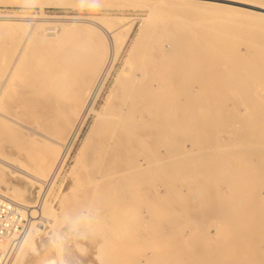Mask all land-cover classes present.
<instances>
[{
  "label": "rangeland",
  "instance_id": "1",
  "mask_svg": "<svg viewBox=\"0 0 264 264\" xmlns=\"http://www.w3.org/2000/svg\"><path fill=\"white\" fill-rule=\"evenodd\" d=\"M175 1L179 4H181L183 8H181V6H179V4L176 5L177 8L175 7V9L172 7L171 8L169 7L170 5H174V4H167V5H169L167 7L165 4H164L165 6H162L161 4H159L161 6H155L154 7V9L157 7H160L157 9H158V11L160 10L162 12L160 14L158 12L155 13L156 11L154 12L156 14L155 17H157L159 19V21L158 22L155 21V23H161V25L168 24V23H175L177 25L178 24H184V26L179 25L180 26L179 28L183 29L184 31L186 30V31L191 32V31H194L195 27L189 26V24L196 23L195 20L198 19V17L200 16L198 14L200 10H201L200 14L202 13L201 16L203 18V15L205 13L208 16V10H210V8L212 9L210 11H214V13H216V9L218 8L217 14L219 13L220 16H222V13H224L223 15L225 18L228 16L227 20L225 18L224 19L220 18L222 21H220L219 24L221 25L223 20L225 21V24L227 23L226 21H228V23L230 22V26L228 24H226V25L224 24L222 26L224 28L226 26L228 28V29L227 28L226 29L229 32L231 30H234V31H231V33L234 32V34L232 33V36H236L237 32H238V34H237V37H234V38L229 37V39H228L229 42L227 41V39H222V43H223L222 47H224V48L226 47V48L225 49L221 48V49H223L221 56H219V55L216 56V54H219L220 51L218 53L213 51V44H212L213 42L210 39H209V41H211L210 45H208V46L203 45V44H202V46H201V44L199 45L200 47L203 48L202 52H199L197 50H193L194 45H192V43H190V42H187L185 44V47L188 49L187 55L189 56V58L185 60V63L187 65L191 66V64L196 63L197 58L200 57L201 62H203V64L206 65L205 67H207L209 65V67H207V68H209V71H212L211 73H215V71H216L215 68L218 69L215 74L219 73V75H218L219 77L218 76L214 77L215 75H213L211 73L207 74L206 71H208V69L206 68L207 69L206 70L205 67L203 66L204 69L200 68L199 71H197L195 69L193 70V72L194 71H197V73L199 72L198 76H197V73L195 75V72H194V74H187L184 76L183 80L179 81V83H177V84H175L172 81H170V83H167V84L165 83L164 88L168 91L167 93H169V95H171L172 99H175V100L177 99L176 98L177 94H176L175 89H178L177 87H180V86L192 87L194 89V94H196L198 92L196 95L197 100L199 99V97H201V94H202V97H201L202 100H201V98H200V100H201V103H203V105L200 104V100H199V102L194 101V100H196V97L193 100V105L197 109H198V107H200V109H201V110L199 109L200 114H201V111L203 110V114L205 113L204 115L202 114L203 118L205 115H208L210 112L211 113L214 112L213 108H216L217 99H219L218 102L220 104H218L219 106H217V108L218 107L219 108L215 109V111H216L215 116L216 117L217 116H218V118H219V116L221 117L222 111L224 114L225 110H226V113H225L226 115H229L230 113L233 114L231 111L234 112V110H231V109H233V107H235L236 108L235 113L237 114V112H239L238 113L239 116L237 115V118H239L238 120L241 119V120H243L242 123L245 122L244 118L248 119V117L249 118L251 117V116H248L249 114L255 115V113L251 114L248 112L249 107L247 108L246 105L248 103L247 99H253V102L257 100L256 98H253V96L256 97L255 92H256L257 88L259 89V91L257 90L259 93H260V89H261V94H262V96H261L257 92L258 93L257 98L259 96H261L262 101L264 102V100H263V98H264V92H263L264 91V83H263L264 74H263V72L264 71L262 72V70H261V72H260V70H258L260 73H262L260 77L263 78L262 81H260L259 75L257 76L258 71L256 73V70H255V72L254 73L252 72L251 75H249L251 73V71L248 72L249 74L247 73L246 70L242 71L243 69H247L248 65H246L247 68L243 67L245 65L242 66L243 68L241 69V72H242L243 76L241 75V72H239V74H237L238 71L236 72V70L238 68H240L242 63L245 64V62H243V60H246V57L243 55V60H242V56H240L242 53L245 54V51H246L244 48V47H246V45L244 43H247V42H245L247 35H245V34L248 33L249 35L253 36V38L255 37L254 35L256 34V39H258V40H256L257 41L256 43L258 44V41H260L259 44H261L262 40L264 43V39H263V36H264V34H263L264 30L263 29L264 28H262L264 23L262 22L263 25H261L257 21V24L259 26L257 24L255 25L254 22L256 23V20H260V19L255 20V19H252V17H250L251 21L253 20L254 22L253 23L251 22V24H249L250 18L247 17L248 21H249V23H248L247 18L246 19L241 18L242 15L244 17V14L240 15L237 12L238 13V15H237V13H235L236 11L234 8H233L234 11L232 12L230 10L232 8H229V7L226 8L225 7L227 10L224 9L225 12L224 11L222 12L221 9H223V8H220V6L219 7L215 6L216 9H214L213 8L214 6L210 7V5L207 4L208 5V7H207V5L204 4L205 5L204 6L202 2H201L202 4H200V3L198 4L197 0H194V1L193 0H175ZM235 1L246 2V0H235ZM262 1H264V0H257V1L255 0V2H260V3ZM55 2H56L55 0H46V1H44V0H0V16L4 15V14H5V16L6 15L12 16V14H13V16L15 14H16L15 16H20V15L76 16V17H78V18L80 17L82 19H85V18L90 17V16H105V17H113L116 20H118V18H120V20L122 19L123 21H125V20H128L129 22L132 21L131 34L128 37L127 42L124 44L123 48L121 49L119 55L117 56V58L115 59V61L113 62V64L111 65V67L108 69L107 72H105V67L107 66L108 62L111 60V53H106V55H105L106 62H105L104 68L102 69V71L99 75L100 78H98V81H99V79H101L103 77V75L105 73L106 74L105 75V83H104V87L101 91L99 103L105 104V102H102V101H103L104 96L108 92V93H110V95L108 97L109 100L107 102L108 114L113 115L116 113V111H114V109H112L115 106H126V108H127L126 111L121 115L124 117V119L129 120L130 122L133 123L132 132L134 135V139H133L130 151L127 153L126 151L123 150V146H124L123 141L117 140L116 145H113V146L109 145V141L114 138L113 134L110 132V130L106 131L103 128H100L101 126H99L90 134V138L88 140L84 141V144L82 145V147H80L81 142H82L90 124L92 123V120H93L92 114L88 115V117L85 120L82 128L80 129L76 139L71 143V145H70L71 147L69 146V149H68L66 144H64L65 146L53 144L52 147H50V148H52V150H51L50 148L46 147L45 143L38 142L40 140V138L42 137V136L38 135V133L37 134L35 133L33 135L34 138L32 136H26V135L21 134V132L18 131L19 129L12 131L11 134H13V135H11L10 132L9 133L5 132V133L1 134L0 135V155L1 156L6 157L9 155L8 157H13V158H15L14 156H17V158L19 157L20 160H23V163L24 162L26 163V161L28 160L27 161L28 163H26L28 165L30 164L29 159H31L30 161H32L33 164L31 163L30 165H32V167H33V165L36 166V164L39 162V159L42 157L44 158L45 156L47 157L49 155L50 160L53 158V160H51V162L53 161V166H52L53 168H51V170H50L51 173H49V175L51 176V174L54 171L56 176L54 175L55 178L53 179V184H51V186L49 187V189H47V191L44 190L45 188L43 186H42L43 190L41 189L42 191H40V189H39L40 186L37 183L36 184L35 183L30 184L26 181H22V180L18 181L16 178H12V180L15 179L13 181L15 183H17L19 186L22 185V186H20L22 188V193L24 195L23 201L20 200V201H22V203L25 201L24 202L25 204H31V205L36 204V206H38L40 203L39 201H41L40 199H42L44 194L46 196V200L51 203V207H52L53 211H51L48 214V216L51 219H53L54 224L50 225V224L42 222V221L36 222V227H32L30 230L31 237L35 239L38 236H40V233L42 232L41 235L45 236V238L47 237L46 239L49 241V243L53 242V243H51V245H53L55 247L56 246L61 247V248H59V249H61V253L59 252V255L57 258V264H100V261L97 258L96 254L103 253L104 251H105L104 253H107L106 258H108V260H114V258H116V259H119L120 261H122V262H120V264L121 263L124 264L123 260H125V259L128 260L127 262L125 261V264H127L129 262H133L135 260L136 261L131 263V264H144L146 262H149V264H156L159 262V260H160V264L161 263L163 264V262L168 263V261L170 262V260L172 263L173 262L172 257L174 259L179 258L178 261L177 260L175 261V263L176 262L178 263L180 261V258H181V260H183V259L185 260L188 258V257L186 258V256H188V255L192 256L191 260H194L193 258L197 259L198 257L203 259L202 255L204 253L206 254L207 250H209V249L206 250L205 247H204V249L206 251L203 250L202 246H204V245H207L208 248H210L211 253L209 255H207L209 252L208 251L206 254L207 256L212 257V255H213V257L215 258V254L218 253L219 256H217V257H219L218 258L219 260L218 259H215V260L213 259V260L215 262L218 261L219 264L225 263L224 262L225 261L224 255L227 256L228 251H230V250L223 251V252L218 250L216 252V250L214 248V246L217 245V244H215L216 238L220 237L216 234V231L222 232V228H225L226 224H227V222H225L222 217L217 216V214L215 213V210L217 209V207H219L218 205L221 204L220 200L225 201L224 203L222 202L223 205L226 202L229 203V204L226 203L225 204L226 206H230L233 204L234 208L232 206L233 209L232 208L230 209V207H229L228 210H230V211L232 210V212L234 211L237 214L239 213L238 210H240V207H242L241 208L242 210H240V213L238 214L239 216L236 213H234V216H235V214L237 215V216H235L236 217V224L239 222L240 223L238 225L235 224V226L238 229L234 226L232 231L234 233H238V234L239 233L245 234V232L255 234L254 232L257 231L256 230L257 228L252 229V227H256V226H258V224H260L257 222L259 220V219L257 220V217L259 218V216H260L258 211H260V209H262V208L264 210V205H262V207H259V206H261V204L256 203L259 200H261L260 198H262V197H259V195L260 194H261L260 196L264 195L263 185L260 187V189L258 186V184H260V183L262 184V182L259 181L261 179V177H258L260 179L257 178L258 181L257 180L254 181V179H256L255 178L256 174H254L255 177H254V175L253 176L251 175L252 170L256 171L254 173H257L258 174L257 176L263 174V172H264V171L263 172L261 171L263 169V166L260 167V165H259L262 163L264 164V162H263L264 158H263L262 163H261V158H262L261 156H264V154H263L264 153V150H263L264 149V147H263L264 146V142H263L264 139L262 138L263 139L262 141L258 140L259 136H262L263 134L261 135V133H264V131L260 128V126H258V125H260V123H261L260 120L262 121V119L259 120L257 111H256V114H257V118L259 120V122H258L259 124L256 125L257 128L255 129V132L250 130V129L248 130V127H246L248 131L244 130V129L242 130V128L244 127L243 126L244 124H245V126L247 124H248V126H250L249 125L250 123H248L250 121H248V120L246 121L247 124L244 123L242 125L241 122L238 123L237 119H235L236 117L233 118L232 116H229V117L233 118V120H231V118H229L227 120L225 118L226 115H224V118L221 119L222 121H223V119H226L227 121H234V119H235V121L232 124L235 125L234 124L235 122L240 124L242 126V128H240L239 130H242V134L244 131H246L245 132L246 135H247V132H249V133L254 132V137L257 139V142H255L256 140L253 137V134H251V136H249L250 134H248L247 136H249L250 138H253L254 141L252 140L253 142L252 141L249 142L248 140H250V138L245 136V137H247V141L245 142V140L241 141L242 138H244V139H246V138L242 137L240 135V133L238 131L239 127L237 128V131H238V132L236 131L237 133L236 132L233 133L232 132L233 130L231 131V134L233 133L232 135L229 133L230 130L228 131V129H230L233 125L228 124L229 127L226 126L228 129L222 130V129H219V126H221V125L225 126V124L224 123L219 124L218 127L216 126L218 128V129L216 128L217 130L215 131V132H217V134L213 132L215 128L212 129V131H211V126L207 127L209 129L204 127V128H206V130L212 132V133H210V132L208 133L205 129H200V128L196 127L195 123H194L195 126L192 125L193 119L196 118V116H194L195 110L192 111V108H188L186 110H183L184 112L182 111V113H184L185 115L183 114L182 117L179 114H177L179 111H181V109H182L181 107H180L181 109L171 108V111L173 113L174 112H177V113L174 115H171V116H165L164 114H161V110L158 107H146L140 102H131L133 94H130L129 96H127L128 95V88L131 86V84H132V82L136 76L135 75L136 72L141 73L144 70L149 72V67H150L151 62L154 64V67H157V68L161 63H163V64H167V63L174 64L175 63V60H169L167 58H165L163 60L151 58V56H159L160 53L156 51L154 54H152L150 56V51H149L150 47L151 48L160 47V46L164 47L162 40L166 39L164 34L159 33V32H154L151 35H146V36L141 37L139 39L138 44L136 45V47L134 48V51L130 54L129 59H128V63L131 65L130 71H128V73L125 74L126 76H124V79H122L120 81H116V82L114 81V85H113V79H114L116 73L121 69V67L123 65V61L127 55V51H128L130 42H131L132 38L134 37V35H136V33L138 32L137 30H138V26H139L138 24H140V18L145 17L146 14L151 13V11L149 10V6L147 7L148 4L145 3L144 4L145 6H141V5H139L140 3H136V2H133L132 4H130L131 2H129L127 0H126L127 3L125 2V0H123V1L122 0H77L76 2L67 3V4L66 3H63V4L60 3L59 4V3H57V2L55 3ZM24 3L32 5V7L23 9L22 5ZM221 3H225V2H221ZM227 3H229V2H227ZM136 4H138V5H136ZM231 4L233 6H238L237 4H234V3H231ZM185 6H187V7H185ZM161 7L163 9H161ZM195 8L198 9V12H196L197 10H195ZM219 8H220V10H219ZM202 10H204V11L207 10V11L203 14ZM228 10H230L233 14L231 12H229ZM226 13L227 14L231 13V16H234L232 22H234V20H235L236 21L235 25H234V23H231L232 19H230L231 17H229V15H227ZM157 14H159V15H157ZM206 14L204 15L205 17H206ZM235 14H236V16H235ZM197 15H199V16L197 17ZM211 15L213 16V18H214L213 20H215V21H213L212 19H209L207 22L208 23L214 22V23L218 24L219 21L217 22V20H219L220 16H218V18H217V16L213 13H211ZM211 15H209V16H211ZM237 16H240V19ZM155 17L153 18V16H152L151 21L154 22V20H157V18L155 19ZM169 17L173 18V19L172 20H166ZM245 17H246V14H245ZM160 19H162V20L160 21ZM200 19L201 18H199V21H200ZM206 19H207V17H206ZM240 20L242 22H240ZM244 20H245V22H244ZM33 21L34 20H30V22H33ZM261 21H263V19H261L259 22H261ZM28 22H29V20H28ZM47 22H51V21H47ZM47 22H45V23H47ZM153 22H151V23H153ZM202 23H206V22L203 21ZM214 23H212L211 25H215ZM240 23H242V24H240ZM244 23H246L247 26ZM175 26L176 25H174L173 28ZM253 26H256L255 30H254L255 27L253 28ZM257 27H260V29H258ZM169 28H171V27L159 26V27H156L155 29H158V30H164L165 29L166 30ZM243 29L245 30L244 33H243ZM259 30H262V37H260L261 31H259ZM235 31H236V33H235ZM6 32H7V34H6ZM15 32L16 33L14 34V32H13V35H12L10 32H8L4 29H3V31L0 30V54L1 55H3L2 54L3 52H1V49H2V51L4 50V56L9 57L15 51H17L16 50L17 47L19 48L20 44L18 42L22 38V33H21L22 31H15ZM204 32H206V31H204ZM257 32L260 33L259 36H258ZM8 33H10L11 36ZM209 34H210V32H209ZM15 35L18 38L15 39L14 38V37H16ZM242 35H243V37L245 36L244 37L245 40L244 41L242 40L243 43H240L241 41L239 43L236 42V41L240 40L241 38L243 39ZM238 36H241V37H238ZM247 38H249V36ZM253 38L251 39V41H253ZM94 39H95V37H94ZM232 39H233L234 43H237L235 48H234L235 44L233 45L232 44L233 41L231 42ZM247 40L249 41L250 39H247ZM31 41L32 40H30L29 42H31ZM34 41H36V42H34ZM4 42H5V44H4ZM254 42H255V38H254ZM33 43H31L32 44L31 46H30V43H27L28 45H26V47H25L26 50L24 49V51H23L24 53L21 54L22 58H20V59H21L22 64L20 63L21 66L19 65L18 68H20V70L22 71V74H21V72H18V73L16 72L17 75H15V76H17V77L14 79L15 83L10 87V89H8V91H9V92H7L8 95L6 94L1 101L0 106H3V107L5 106L4 108L0 107L1 112L3 110V112L5 111L4 112L5 114H7V115L9 114L10 116L15 117L16 119L18 118L17 120L21 121L22 123H27V125L34 124L33 126H35V129H37L38 132L41 131L42 134L44 132L49 137H53L55 139L61 140L62 142H65V141L67 142L70 124L65 123L64 121L66 120V118H71L73 120L76 117L75 116L76 113L73 114L72 116L69 114V108H71L72 96L77 93L76 91H78V89H76V88H78V86H81V82L83 81V78L85 75L86 63L90 59V54H89V52H87L85 44L79 43V38H77V37L74 39H68L67 43L65 44V46L68 47V49L66 50V53L62 54V52L61 53L59 52L56 56L53 55V53H54V52H52L53 50L51 51L49 49L50 51H47V47L45 48L36 39H33ZM230 43H231V45H230ZM2 44H3V46H2ZM238 44H240V45L243 44L244 46L243 45L238 46ZM257 44L251 43V46H250V44H248L249 49H247V50L249 53H248V55H246L247 57L249 56V54L252 51L253 52L251 54H253L255 52L252 49L253 48L252 45L255 47L256 52L259 48H262V46H263L262 44H261L262 46L258 44V47H257ZM74 45H79V47L77 48V51L70 50V48ZM229 46H230V48L233 47V49H234V50H232V52L234 51V55H231L232 59L229 57L230 54H232V53H230L229 56L227 54L225 55V52H228L226 49L227 48H228V50L230 49ZM31 47H32V49H31ZM6 48H7L8 52L6 51ZM263 49H264V46H263ZM263 49H260V50H263ZM236 51H238V52L236 53ZM50 52L54 56L52 60H51L52 57L50 58V56H51ZM213 52H214V54H213ZM223 52H224V54H223ZM235 53H236L237 57H236ZM238 53H239V55H238ZM1 55H0V57H1ZM214 55L218 58L225 56V58H223L225 60L228 57L230 60L227 62H230L231 60L234 61V58L232 56H235L237 58V60L241 59V60H238L241 62L240 64L237 63L238 61L236 62V60H235V62L239 65H237V64L235 65L238 68L234 66L235 68H237L235 71H233L234 76L239 75V77H240V75H241L240 78L242 80H245L246 78H248V75H249V77L251 76L252 78H254V76L258 77V79H259L258 81L260 82L259 84L261 86L259 85L257 87V85H255L257 83H255L252 78H251V82L253 81L254 85L252 83L251 84L254 87L256 86V88H250L249 86L251 84L248 86L250 90L254 89L253 90L254 92L251 91L252 93H254V95L252 94L251 95L252 97L251 96L245 97V94H241V98L242 97L247 98L246 103H245L244 99H243L244 102L243 101L240 102V98L238 96L239 93L241 91H243V90H239L242 87L241 85H243V87L246 86V85H244V82L239 83L240 88H239V86H237V84H235L237 87L234 84H232V86L234 85L233 87L232 86L228 87L230 85H227L228 84L227 83L228 82L227 76H229V78H231L230 77V74H231L230 71H232V70H229V72H230V73L228 72L229 75L226 74L227 71H225V70L226 69L228 70L227 67L232 68V66L235 64V62H231V64L226 63L227 66L224 65L225 63L222 62L224 66L221 65V66L217 67L221 63L220 61H222L223 59L220 58L219 59L220 63H217L218 58H215ZM255 55H256V58H258L255 60L256 65L257 64H258V66H259V64L264 65V62L262 60H260L259 57H257V56H261L262 54L260 55V54H255V53H254L252 58H250V56H249V58H247L246 63H249L248 59H251V60L254 59ZM263 59H264V57H263ZM251 60H250V62L252 63ZM255 62H253L254 66H256ZM46 63H49V66L46 65ZM44 64H45V67H44ZM251 65L252 64L249 65V68ZM254 66H253V69H255L257 67V66L256 67H254ZM20 70L17 69V71H20ZM187 71L191 72V68L189 67V70H187ZM224 71H225L226 77H225V74H223V76L220 75ZM202 72L203 73L206 72L205 74L209 75V77H211L213 75V78H210V80H209L207 77V79L209 80L208 81L206 79V77L204 76L205 74H203V76H201ZM234 72H236V73L234 74ZM243 72H246L245 73V75L247 74L246 78H244ZM166 73H167V70H164V72H163L164 78H167L166 77L167 75H165ZM220 76H221V79H223V77H225L226 78L225 81H227V82H225L224 80H222L223 82H221ZM199 77H200V81L198 80ZM217 77L219 79H217ZM256 77L254 79L257 80ZM38 78H40L39 80H41V79L42 80L38 81ZM59 78L61 81L62 80L63 81L62 82L59 81ZM32 79H34V80H32ZM93 79H94V77H93ZM93 79L90 81V83H92ZM215 79H217V81ZM148 80H149V74L145 76V80H144L145 86L148 84ZM206 80H207V83L210 82L208 85H205ZM235 80H236V78H235ZM238 80H240V79L238 78ZM247 80H249V78ZM30 81H31V83H30ZM47 81H49V82L47 83ZM56 82H57V84H56ZM249 82H250V80H249ZM90 83H89V85H90ZM221 83L223 84L224 88L226 87L225 89L223 87H221V88H223L222 92H224V93H222L221 91H218L220 89V86L222 85ZM41 84H42V86H41ZM98 84H99V82H97L95 84L96 86H94L93 91H95L94 89L97 87ZM39 85L42 87V89L40 87L38 88ZM112 85H113L112 89L116 87L115 88L116 91L113 94H111V92L109 90ZM82 86H83V84H82ZM216 88H218V89H216ZM55 89H57V90H55ZM237 89H238V91H237ZM224 90H226L229 93L233 92L232 94H234L236 92V94H234V95H237V94L238 95L235 97L234 100L231 99L232 100L231 101L229 99L230 96H232L231 93L229 96V93L227 94L226 91H224ZM231 90H233V91H231ZM234 90H235V92H234ZM244 90H245V88H244ZM246 90H247V88H246ZM246 90L243 92L244 93L246 92V95H248V92L250 90L249 91L248 90L246 91ZM34 92H36V93H34ZM56 92H57V95H56ZM217 92H219V93L221 92L220 95ZM199 93H201L200 96L198 95ZM16 94H17V96H16ZM225 94H226V96H225ZM91 95H93V94H91ZM206 95H207V97H206ZM126 96L129 99L125 100ZM183 96H182V103L187 101V100H185L183 102V100H184ZM209 96L214 100L216 99L215 100L216 102L214 101L216 106H214V103L212 102L211 98H209ZM213 96H216V98L215 97L213 98ZM227 96H228V98H227ZM203 97L209 98L208 100L209 101L211 100L210 102L212 103L213 106L211 105L212 106L211 107L209 105L210 107H207L208 104H207V102L205 103L206 100ZM261 97H259V98H261ZM232 98H234V97H232ZM175 100H173L172 103L181 104V102L178 99H177V101H175ZM17 101H19V103ZM250 101H251V103L249 105H252V107L250 109L254 110L253 112H255L254 106L252 104V100H250ZM262 101H259V100L257 101L258 103H261L260 104L261 107H259L260 105L258 106L259 107V109H258L259 115H260V110H262V112L264 113L263 109H261V108H264L263 107L264 103L262 106ZM230 102H231V105L234 104L232 107L230 105ZM195 103L196 104L199 103L200 106H198L199 104L196 105ZM240 103H241V105L245 104V106H241ZM258 103H257V105H258ZM221 104H222V107L225 105L223 107L224 110L221 109V107H220ZM201 105L204 106V108H202ZM226 105H228V106H226ZM254 105H256V103ZM19 107H20V109H19ZM26 107L28 108V110ZM227 107H229V109L231 107V109L228 110V109H226ZM243 107H246V108H243ZM257 108H256V110H257ZM23 109L25 110L26 113L24 112ZM245 109H246V112L245 111L242 112V110H245ZM247 109H248V111H247ZM7 110L8 111L10 110V111L8 112ZM19 111H21V112H19ZM229 111H230V113H229ZM192 112L194 114H192ZM262 112H261L262 115L260 117L264 119V115ZM23 113H25L24 118H22L24 116ZM227 113H229V114H227ZM241 113H242V115L246 114L248 117H246V116L242 117V115H241V117L243 119L240 118ZM196 114H197V112H196ZM198 114H199V111H198ZM33 116H34V118H33ZM208 116L205 118H208ZM255 116H252V118H254ZM140 117H143L142 121H144L146 123V127H147V135H146V138L143 140L140 138V136H141L140 128L142 126L141 125L142 121L139 119ZM211 117L213 118V121H211V123H213V125H212V128H213V127H215L214 126V123H215L214 120L218 119V118L215 117V119H214V115H211ZM222 117H223V115H222ZM203 118H201V115H200L199 119L201 120ZM209 118H208V120H209ZM227 118H228V116H227ZM109 119H110V117L106 118V120H109ZM208 120H205V121L208 122ZM221 120H219V121H221ZM251 120L253 121V119H251ZM254 123L255 124L257 123V120L255 122V118H254V122H251V125H252L251 128H253L255 126ZM38 124H39V126H38ZM253 124H254V126H253ZM175 126L176 127L182 126L180 128V130H181L180 133L174 132L173 129L175 128ZM192 126H194L193 129H195V130H193V131L189 130V133H188V128H191ZM222 126H221V128H222ZM236 126H238V125L236 124ZM183 127H185V129H186V130H184V134L182 133ZM258 127L261 129L260 131H258L259 130ZM197 128L199 130H202L200 132V134H198L199 131L197 132V130H196ZM23 130L26 131V129H23ZM218 130L220 131L219 133L221 136L219 135ZM225 132L229 133L230 137ZM258 132H260V134ZM235 133H236V135L234 136ZM238 133L242 138L239 136L240 138L238 137L236 139H233V141H232L231 139L235 138L238 135ZM245 133L243 135H245ZM45 134L43 136H45ZM183 135H185V138H187V140H185V138L182 137ZM198 135L200 136V140H199ZM214 135L221 137L223 140V141H221V143H218V144H220L218 149L215 146L217 144L216 143L217 141L215 142L216 143L215 145H214L213 141H212L213 144L211 142L206 143L207 140L210 141L211 139H213L214 141L216 139L220 141L221 138L219 139V138H217V136L215 138ZM10 136L16 137V139L14 140ZM37 136H39L40 138ZM196 136H198V137H196ZM208 137H210V138L213 137V138H211L209 140ZM263 137H264V135H263ZM189 138L191 141H194V143L188 141ZM195 138H196V140H195ZM201 138H202V140H201ZM227 138H229V139L227 140ZM41 140H43V139L41 138ZM184 140L186 142H184ZM234 140H237V142H240V143L242 142L241 144H243V145L245 144L244 147H246L247 143H249V144L251 143L253 145V148H254L253 150H255V152L250 149L251 148L250 146L243 148V145H242V147H239L241 144L240 145L238 144L239 146L237 145L238 146L237 148L238 149L240 148L239 150L233 149L236 147V144L235 145L233 144L232 146H229V145H231L232 142H235ZM44 141L46 142L45 139H44ZM200 141H201L202 146L201 147L199 146V147L201 149H202V147H203V149H205L206 145L208 144L209 147L208 146L207 147L209 149L206 147V150H210V149L212 150L211 154H210V151L208 152L209 155L207 154V151L204 150V151H206V155L208 157H210V155L213 156L220 148H222V150H224V152H222V150L220 149L221 151L219 150V152H222L221 153L222 156L219 155V157L224 158L227 153L225 152V149H224L225 146L222 147V144L223 145L225 144L226 146L228 145V149H227V147H225L227 149L226 151L229 150L228 152H230V153L231 152L236 153L235 158H237V159H235L236 162L234 163V166H233V167H235L236 172L239 169V166L241 164L245 165V166H241V167H245V168H246V166L248 167V164H249L248 160H250V158H251V156H249V155L247 157L248 158L250 157V158L247 159L244 156L240 157V155H238V154H240V153H241V155L244 154L242 152L244 150H242V149H245V151H247V152L249 151V153H250V150L252 151V153H250V154H253L254 157H252L253 159L251 158V164H249V165L253 167L254 164L255 165L258 164L259 166L257 165L258 166L257 168L253 167L252 170H251L252 167L251 168L249 167L248 173L249 174L251 173L250 175H251V177H254V179L253 180L247 179L248 181L247 180H243V181H247V183H244V184L245 185L247 184L246 185L247 188L248 187L252 188L251 192H253V194L256 193V190L258 191V189H259L258 192H261V193H256V195L252 194L253 196H251L250 190L247 189V191H249L247 199H248V197L249 198L251 197V199L253 198L254 200H256L255 203L257 205L254 204L255 206L252 207L254 201L251 199H250V201H252V203L251 202L248 203L247 200H246L247 202L244 201L246 199L245 195L247 193V192H244L245 188H246L245 185H242L244 187L243 190H241V188H243V187H241V188L238 187V189H240V191L238 189H236L238 191L237 193L241 192V193L237 194L236 190L233 191L235 189L234 186H232L234 189L231 190L230 188H226L228 184H226L223 180L220 181L223 178L222 175H224V174H221V175L219 174L220 175L219 181L221 183H223V185H221L220 182H219V184H217V181L219 179V177H218L219 175L217 176L218 178L216 177L217 181L215 180V177H214L215 175L218 174L216 172V170L214 169V168H216L217 162H215V164H213L212 161L210 162V160H213V162H214V159H216V157L218 156V152L216 153L217 155L215 154L216 156H213L210 158L207 157L208 159H206V158H204V157H206L205 154H204V156H202V158H200L201 157L200 155L202 154V151L200 148H199L200 150L197 151V152H201V154H199V155L194 154L195 151H192L189 148V146L191 147V145H189L191 143V144H193V148L192 147L191 148L194 150L195 149L194 145L198 146V144H200ZM237 142H235V143H237ZM262 142H263V145H262L263 148H262V150H260V154H263V155L255 156L256 155L255 153H257V151L261 148L260 143H262ZM46 143H49V142H46ZM256 143H259L258 146L260 148L259 149L257 148L258 150L255 149V147L257 146ZM3 144H5V145L6 144H12V145L16 146V148H18L19 151H21V152H19L21 154L16 153L13 155L12 152L14 150H11V149H9V150L7 149V151H5ZM182 145H183V147H182ZM213 145H214V149H212ZM210 146H212V147H210ZM230 147H233L232 150L229 149ZM42 148H43V150H42ZM166 148H168V150H166ZM29 149H30V151H28ZM185 149L186 150L189 149V150L186 151ZM215 149H217V150H215ZM63 150H67L66 151L67 154H65V157H63L64 160H62L63 162L61 161V165H58V167L60 166L59 170L56 171L57 169H55V166H57V164H59L58 162L61 160L60 158H61L62 153L64 152ZM183 150H185V152L187 154ZM4 151L7 153V155L5 154ZM49 151H50V154H49ZM179 151H181V152H179ZM204 151H203V153H205ZM28 152H29L28 156H30V157L27 156ZM42 152H45V153H42ZM190 152H191V154H189ZM10 153H12V154L10 155ZM22 153H23V155L27 156V158H29V159L25 158V156H23ZM178 153L180 154V156H181V154H185V155H182L183 158L181 157L182 159L179 158V160L177 161V157H179ZM223 153L225 154V156ZM230 153L227 154V155H229V157L227 156L228 158L227 157L224 158V159H226V161L225 160L224 161L227 162L226 163L227 165L229 164L227 159H230L234 155V154H230ZM30 154L31 155L34 154L35 157H34V155L31 156ZM245 154H246V152H245ZM52 155H53V157H52ZM257 155H259V153ZM159 156H166V158L170 159V161L174 160L173 156H175L176 161L175 162L172 161V163L168 161L171 166L166 165L167 160H166V162L164 161L165 163L164 162L163 163H154V164L148 163L150 160H153L154 158L159 157ZM31 157H34V158H31ZM170 157L173 159L171 160ZM198 157L200 159H198ZM256 157H258V159ZM245 158H246V161H245ZM201 159H202V161H201ZM240 159H241V162H238V161H240ZM37 160H38V162H36ZM222 160L223 159H220V161H219V158L216 159V161H219L217 166L222 167L220 165V162ZM257 160H259V163L257 162ZM243 162H245V163H243ZM173 163H175V164H173ZM209 163H211V164H209ZM238 163H241V164L238 166ZM208 164H209V166H207ZM212 165H214L215 167L213 166L214 168H212L211 167ZM227 165L225 166V169H226ZM109 166H111L113 171H115V172L122 169V168H129L130 174L129 175L127 173H126V175L123 174L124 176L122 174L121 175L116 174L111 181H106V182L100 181L99 183L96 184V176L100 175V174L107 173L109 171V169H108ZM201 166H204V167H201ZM27 167L31 168L30 166H27ZM220 167L219 168L217 167V168L220 169ZM223 167L221 169H224ZM207 168L210 169V171L213 169L215 170V171L213 170V172L211 173L212 175L211 174L209 175L210 171ZM229 168L230 167L228 165V169ZM258 168L260 169V171ZM218 169H217V171L220 173H223L225 171V170H223V172H222V170L219 171ZM243 169L241 168L240 171H242ZM256 169H258V170H256ZM240 171H239V173H241V175L243 174L242 176L244 177L245 172L244 171L240 172ZM227 172H229V170L226 171V173ZM8 175L10 176L9 173H8ZM49 175H48V177H49ZM210 176H212L211 179L212 180L214 179L215 182L214 181L213 182L219 186L221 191L222 190L226 191V192L222 191L221 192L222 195H225V193H226L229 196L225 195V197L223 196L224 197L223 198L222 195L220 194L223 199L219 197L220 195L217 196V193L220 192V189L218 187H216V184L214 186H212L211 183H213V182H210L211 181V179H209ZM239 176H240V174H239ZM246 177H248L247 172H246ZM243 181H241V182H243ZM252 181L256 182V184L251 185V184H253ZM262 181H264V180H262ZM241 182L240 181H237L236 183L234 182L236 188L238 186L236 184L237 183L242 184ZM170 183H172L173 187L179 185L180 188L182 187V189H180L179 186H177L176 188H178L179 190L173 189V191H171L172 188L169 189L168 186H167L168 188L165 187L168 184L170 186ZM227 183H229V182H227ZM224 184H225V186H224ZM201 185H203V187ZM211 187H214L216 191L214 190V188H211ZM253 187H254V189H253ZM35 188H36V190H35ZM168 189H169V191H168ZM2 191H4L3 193H5V192L7 193V191H8V194H6V193L5 194L8 195L9 197H11V192L9 189L6 190V188L4 186H2ZM44 191H46V192H44ZM164 191L166 193L167 192H169V193L174 192L175 194L179 192L180 195L179 194L173 195V193H172V196H170L171 194L167 193L171 197L170 198L168 196L169 198H167V194L164 193ZM202 191H204L203 192L204 194L202 193ZM208 191H209V193H208ZM229 191L231 194H233L232 193V191H233L235 193L234 195L237 194L238 196L236 195L235 199H234L235 196L234 197L232 196L233 197L232 198L230 196L231 194L228 193ZM214 193L216 194L215 196H217L219 198V200H218V198H217V200L215 199L216 197H214V195H213ZM244 193H245V195H244ZM38 194H40V196ZM200 194H202L203 196H201ZM32 196H33V198H31ZM212 196H213V198H212ZM255 196H257V197H255ZM35 197H37V198H35ZM228 197H229L230 201L224 200L225 198L228 200ZM237 197H238V199H237ZM210 198H211V200H209ZM243 198H245V199H243ZM257 198H259V200ZM32 199L34 200V203H33ZM212 199H214L213 200L214 202L212 201ZM232 199H234V201ZM242 199H243V201H242ZM263 199H264V197L262 198V201H263ZM132 200H133V203H132ZM168 200H169V203H168ZM174 200H178L179 202L178 201L177 202L178 203L181 202V204H178ZM207 200H208V202H207ZM239 200L241 201L240 203H239ZM172 201L175 203H173ZM170 202H171V204H172L171 206L173 208L178 207V211H179V207H181V205L183 206L182 208L185 209V211L183 210V212H182V209H180V211H181L180 213L182 214L181 217L178 216V215H181L179 212L178 213L175 212V211H177L176 210L177 208L172 209V207L170 206ZM209 202L214 203V206H215L214 209L215 210L214 209H212V210H213V213L215 215H213V214H211L212 216L209 215L210 213H212V211L209 208V206H210ZM215 202H217L218 204ZM259 202H261V201H259ZM213 203H212V205H213ZM246 203L252 204V206L249 205L250 206V214L245 212V211H247L246 208L248 207V204H246ZM262 203H264V201ZM168 205L171 208H169ZM174 205H176V206H174ZM257 206L259 209L257 208ZM202 207H204L203 209H205V210L208 208V210H207L208 212L203 210ZM251 208H253V209L257 208V209L254 210V212H253V210ZM106 209H111L110 211H112L113 213L107 210L109 212L108 213L106 211ZM198 209L201 211L203 210L204 212H200ZM103 210L105 211L106 217H105V214L102 213ZM114 210L116 211V213L114 212ZM169 210H175V211H174V213L173 212L170 213ZM242 211L244 214L241 213ZM255 211H257L258 212L257 214H259L257 217H256V215L254 216V214H252V213H255ZM118 212H120L121 214ZM34 213H36V212H34ZM122 213H124L125 215L123 214L124 216H122ZM205 213H207V214L205 215ZM245 213H247L246 216H248V214L250 215L248 217V219H250V221L248 220L247 222L250 223V225H251L254 222L253 220L256 217L255 224H257V225H253V226H248L247 224L244 225L243 223L245 221H242V223H241L240 220L242 217L245 216ZM108 214H110V215H108ZM118 215H120V218H118L119 217ZM198 215H199V218L201 215L203 216V219L201 217L200 220L202 219V220L207 221V222L202 221L203 222V224H202L201 221H198L199 220V218H197ZM207 215H209L208 217H210L209 221H208ZM99 216L100 217L103 216V217H101L102 221H101V218L98 219ZM174 216H176V217H174ZM121 217H122V219H121ZM123 217L125 218V220ZM195 217H196V219H194ZM105 218H107V219H105ZM164 218H167L170 221H168L167 219H164ZM179 218H181V219H179ZM205 218H207V219H205ZM126 220L128 223L124 222ZM171 220L175 221L174 225L172 223L173 221H171ZM221 221H222V224L226 223V224H224L225 227L220 228L221 230L220 229L215 230V232H214L213 231V229H214L213 224H215V222H221ZM109 222H111V223H109ZM169 222L171 224H169ZM191 222H193L194 225ZM208 222H210V223H208ZM116 223H119L120 225H118ZM199 223L202 226L201 229L199 227L200 225H197ZM155 225H156V227H155ZM171 225H173L175 227H171ZM50 226H52V227H50ZM107 226H109V227L107 228ZM125 226H126V228H125ZM53 227H54V229H52ZM164 227H165V229H164ZM169 227H171V228L169 229ZM187 227H189V228H187ZM36 228H37V231L35 232L36 234H34V231L36 230ZM226 228H227V231H225L226 230L225 229L224 233L226 232V235H227L228 234L227 232L230 229H228V227H226ZM246 228H248L247 231H246ZM153 229H156L155 231H158V232H155V231L152 232ZM199 229L201 231H205L204 233H206V234L199 231ZM249 229H252V230L255 229L256 231L254 230L252 232V230H250L251 231L250 232ZM159 230H160V232H159ZM45 231H47V232L45 233ZM107 231H108V234H107ZM175 231L176 232L178 231V233H175ZM161 232H162V234H161ZM193 232H195V233H193ZM187 233L190 234V236ZM199 233L204 234V235H202V238H199L200 236L198 235L199 239H204L205 237L203 238V236H205V235L210 237V235L212 234L211 236L213 238L215 237L214 236L215 234L217 236L214 239H211L212 238L211 237L210 241H209V237L206 236L207 239L205 238V240L210 242V243L207 242L208 244L212 243V245L201 244L202 242L199 243V240L194 242L195 238H193V236H195L196 239H198L197 235H195V234H199ZM127 234H130V235L127 236ZM192 234H194V235H192ZM111 235H113V236L111 237ZM191 235H192L193 239L191 238ZM48 237H50V238H48ZM110 237L112 238V240H110L111 239ZM114 237H116V239H117L116 241H118V242L122 241L121 242L122 244H126L127 243L126 240H128L129 243H127L125 246H123L121 243L117 242L119 244L117 246V244L115 243L116 241H115ZM143 237H145V238H143ZM55 238H57V239H55ZM141 238L144 240H142ZM136 239H139V240L137 241ZM145 239H147V240H145ZM185 239L186 240L192 239L191 241L194 242L195 244H197V246H195V244L192 243L190 240L186 241ZM249 239H251V237ZM105 240H107V241H105ZM123 240L126 242L124 243ZM256 240H258V238L256 239V235H255V237L250 240L251 243H249V245L250 244L254 245L260 241L259 243L261 245H259L258 249L259 250L261 249L264 251V243H262V242H264V240L261 242V239H260L258 242H255ZM113 241H114V243H112ZM145 241H147V243H145ZM148 241H150V242L152 241L155 243H152V242L150 243ZM220 241L221 242H220L219 246L217 245L218 249L222 248V245H223L224 241H226V239L223 237V241L222 240H220ZM130 242L134 243V244H130ZM159 242H161V243H159ZM171 242H173V243L170 244ZM54 243H56L57 245H54ZM104 243H105V245L107 244L109 246H107V245L104 246ZM204 243H206V242H204ZM120 244L124 247V249L121 248ZM96 246H97V249H95ZM116 246L119 249L117 248L115 250ZM169 246L170 247L172 246V248H170ZM198 246L200 248L202 247L201 249H202L203 254L201 252V249L198 248ZM167 247L169 248L170 251H171V249L173 251L170 252L167 249ZM183 247H185V248H183ZM239 247L243 248L239 245L231 246V252L229 253L230 254L229 256H231L232 254L233 255L237 254L239 252V249H240ZM256 247H258V244ZM176 248H178V249L180 248V249L176 250ZM186 248H189V249L185 250ZM192 248H193V251L195 252V254L197 253V251H200L201 254H200V252H198L199 255L194 257V252L191 250ZM195 248L197 249V251H195L196 250ZM107 250H109V251H107ZM123 250H126V252L124 251V254L122 252ZM190 250H191V252H193V255H191L188 252ZM214 250H215V253H214ZM68 251H69V253H68ZM110 251H112V255L110 254L111 253ZM113 251L115 253H116V251H118V253L120 251V253H122L121 256L123 255V257L122 258L120 256H119V258L114 257L116 255L118 256L119 254L118 253L113 254ZM130 252L132 255L130 254ZM185 252H187L188 255L185 256ZM143 254L146 256H144ZM173 254H174V256H173ZM176 254H178V255H176ZM179 254H181V255L179 256ZM182 254H183V256H182ZM142 255L144 257H141ZM175 255H176V257H175ZM69 256H70V258H69ZM162 256H164V257H162ZM190 256H189V258H190ZM229 256H227L226 258H228ZM18 257H19V255H18ZM150 257H151V259H150ZM204 258H205V256H204ZM116 259L114 260V262L115 261L118 262ZM130 259H131V261H130ZM201 259H197V261L198 260L200 261V262L198 261V263H197V261H191V262L188 261V262L190 264H192L193 262H194V264H195V262H196V264H199V263L201 264V261H202ZM208 259L209 260H206V258L203 259V261L206 260L208 262L207 263L202 262V263H205V264L210 263V257H208ZM162 260H163V262H162ZM185 262H187V260H185L183 263L180 261V263H182V264H185ZM171 263H168V264H171ZM180 263H178V264H180ZM117 264H119V263H117Z\"/></svg>",
  "mask_w": 264,
  "mask_h": 264
},
{
  "label": "bare ground",
  "instance_id": "2",
  "mask_svg": "<svg viewBox=\"0 0 264 264\" xmlns=\"http://www.w3.org/2000/svg\"><path fill=\"white\" fill-rule=\"evenodd\" d=\"M44 1H46V0H44ZM57 3H61V4H63V3H73V2H76L77 0H55ZM123 1V0H122ZM127 1H129V2H131L130 4H132L133 2H136V3H140L139 5H141V6H145L144 4L145 3H147L146 5H147V7L149 6V10L151 11V13H149V14H146V16L145 17H142V18H140V24H138L139 26H138V32L136 33V35H134V37L132 38V40H131V42H130V45H129V48H128V51H127V55H126V57L124 58V61H123V65H122V67H121V69L116 73V75H115V77H114V79H113V85H114V81L116 82V81H120V80H122V79H124V76H126L125 74H127L128 73V71H130V68H131V65L128 63V59H129V56H130V54L134 51V48L136 47V45L138 44V42H139V39L141 38V37H144V36H146V35H151L152 33H154V32H159V33H162V34H164L165 35V38L166 39H163L162 40V42H163V44H164V47L163 46H160V47H153V48H151L150 47V49H149V51H150V56L152 55V54H154L156 51L157 52H159L160 53V55L159 56H151V58L152 59H160V60H163V59H165V58H167V59H169V60H175V63L174 64H172V63H167V64H163V63H161L159 66H158V68L157 67H154V64L151 62L150 63V67H149V72L148 71H146V70H144L143 72H136V76H135V78H134V80H133V82H132V84H131V86L128 88V95L127 96H129L130 94H133V97H132V99H131V102H140V103H142L144 106H146V107H158V108H160V110H161V114H164L165 116H171V115H174V114H176L177 112H172L171 111V108H177V109H181V111H179L177 114H179L181 117L183 116V114L184 113H182V111L183 110H186V109H188V108H192V111L193 110H195L194 112H195V115L194 116H196V118H194L193 119V123H192V125H194L195 126V124H196V127H198V128H200V129H205L206 130V128L207 127H209V126H211V131H212V129H214V133H216L217 134V132H215L218 128V126H219V124H221V123H224L225 124V126H222V128H221V126H219V129H222V130H227L228 128L226 127V126H228L229 127V125H233L232 123L235 121V119H237V121H238V123H240L241 122V124L243 125L244 123H246L247 124V120L248 121H250V122H248V123H250L249 125L250 126H248V124L245 126V124L243 125L244 127L242 128V126L240 125V124H238V123H234L235 125H233L230 129H228V131H229V133L231 134V131L234 133V132H236L237 131V128H238V131H239V133H240V135L242 136V137H245V136H247L248 134H250L249 136H251V134H253V137H254V132H255V129L257 128L256 127V125L257 124H259L258 122H259V120L260 119H262V121L260 120V125H258V126H260V128L264 131V119L263 118H261L260 116L262 115L261 114V112H262V110H260V115H259V107H261V103H258L257 101L259 100V101H262V94H261V89H260V93L258 92L259 91V89L257 88V90H256V97H254L253 96V98H256L257 100L256 101H254L253 102V99H247V98H241V94H245V97H249V96H251L252 94L254 95V93H252V92H254L252 89L250 90L249 89V87L250 88H256V86L254 87V86H252V84H253V81L255 82V83H257V84H255V85H257V87L260 85L259 83V79H260V81H262V79L263 78H261L260 76H261V74L262 73H260L261 72V70H262V72L264 71V65L262 64H259V66H258V64L256 65V62H255V60L256 59H258V58H256V55L254 56V59H248V62L249 63H246V60H247V58H249V56H250V58H252L253 57V55H254V53L255 54H262L261 56H257V57H259V59L260 60H262L263 62H264V59H263V57H264V49H263V46H264V43H263V40H262V45L261 44H259V42L260 41H258V44L259 45H261L262 46V48H259L258 50H257V52H256V49H255V47L252 45V49L255 51L253 54H249V56L247 57L246 55H248V50L247 49H249V45L248 44H250V46H251V43L252 44H257L256 42V40H258V39H256V34L254 35L255 37V42H254V38H253V36H251V35H249L247 32V34H245V35H247L246 36V41L245 42H247V43H244L245 45H246V47H244L245 48V54H241L240 56H242V60H243V55L246 57V60H243V62H245V64H243L242 63V65L240 66V68H238L237 66H235L237 63H241L240 61H238V60H241V59H238L237 60V55H236V53L238 52V51H236V53H235V55H236V57L235 56H232L233 58H234V61L233 60H231L230 62H227V61H229L230 59L227 57V59L225 60V59H223V58H225V56H223V57H220V58H222L223 60L222 61H220L219 59L220 58H218V57H216V56H221V54H222V50L223 49H221V48H224V47H222V45H223V43H222V39H227V41H228V39H229V37H231V38H234V37H237V34H238V32H237V34H236V36H232V33L234 34V32H232L231 33V31H234V30H231L230 32L227 30L228 28L225 26V28L222 26V25H224L225 24V21L223 20V22L221 23V25L219 24L220 23V21H222L221 19H224L225 17H224V13H222V16H220V14L218 15L217 14V11H218V8L216 9L215 8V6H220V8H223V9H221L222 10V12L224 11L225 12V10H227L226 8H232V9H230L232 12L234 11V9H235V13H239L240 15H242V14H244V17H243V15L241 16V18H244V19H246L247 17H252V19H263V21H261V22H259L260 20H256V23L252 20L251 21V18L249 19L250 20V23H249V21H248V18H247V21H248V23L249 24H251V22L253 23L254 22V24L256 25L257 24V21H258V23L259 24H261V25H263V23H264V1H262L261 3L260 2H255V0H246V2H238V1H235V0H197V2H198V4L200 3V4H202L203 3V5L205 4V5H210V7L211 6H214L213 8L214 9H216V13H214V11H210V10H212L210 7V10H208V16L209 15H211V13H213V14H215L216 16H217V18H218V16H220L219 17V20H217V22H218V24L217 23H214V22H212V23H214L215 25H211L212 23H208L207 21L209 20V19H214L213 18V16L211 15V16H207V14L205 13L206 11H204V10H202V12H203V14L205 13L206 14V17H207V19H206V17L203 15V18H202V13L200 14V12H201V10L199 11V15L201 16H199V15H197V17H198V19H196L195 21H196V23H194V24H189V26H193V27H195V29H194V31H184L183 29H181V28H179L180 26L179 25H182V26H184V24H175V23H168V24H163V25H161V23H155V21H159V19L157 18V17H155L156 16V14L155 13H162L160 10L158 11V9L157 8H160V7H157V8H155L154 9V7L155 6H165L166 5V7L167 6H169V5H167V4H174V5H170L169 7L171 8H174L175 9V7H176V5H178L179 3H177L175 0H127ZM194 1V0H193ZM257 1V0H256ZM55 2V3H56ZM125 2H126V0H125ZM128 2V3H129ZM202 2V3H201ZM221 2H225V3H221ZM227 2H229V3H227ZM127 3V2H126ZM231 3H234V4H237L238 6H233ZM143 4V5H142ZM159 4H161V5H159ZM165 4V5H164ZM197 4V3H196ZM136 5H138V4H136ZM204 5V6H205ZM208 5H207V7H208ZM179 6H181V8H183L182 7V5L181 4H179ZM178 6V7H179ZM201 6V5H200ZM168 7V8H169ZM185 7H187V6H185ZM226 7V8H225ZM177 8V7H176ZM180 8V7H179ZM201 8V7H200ZM220 8H219V10H220ZM234 8V9H233ZM148 9V8H147ZM161 9H163L162 7H161ZM208 9V8H207ZM225 9V10H224ZM148 10V11H149ZM195 10H197L196 12H198V9H196L195 8ZM230 10H228L229 12H231ZM156 11V12H155ZM240 11V12H239ZM155 12V13H154ZM210 12V13H209ZM227 12V11H226ZM231 12V13H232ZM242 12V13H241ZM231 13H226L227 15H229V17H231L230 19H232L231 20V23H234V25H235V23H236V21L234 20V22H232L233 21V17L234 16H231ZM238 13H237V15H238ZM155 14V15H154ZM159 14H157V15H159ZM188 14V13H187ZM197 14V13H196ZM233 14V13H232ZM245 14H246V17H245ZM16 15V14H15ZM13 16V14H12V16H5V14L4 15H1L0 16V30H2L3 31V29L4 30H6V31H8V32H10L12 35H13V32H14V34L16 33L15 31H22L21 33H22V38H21V40H19V44H20V46H19V48L17 47V51H15L11 56H9V57H6V56H4V50L2 51V49H1V52H3L2 54L3 55H1V57H0V105H1V101H2V99L4 98V96L7 94V92H9L8 91V89H10V87L15 83L14 82V79L17 77V76H15V75H17L16 74V72L18 73V72H21V74H22V71L20 70V68H18L19 67V65L21 66V59L20 58H22V56H21V54H23L24 52V49L26 50V45H28L27 43H30V46L32 45L31 43H33V39H36L41 45H43L45 48L47 47V51H52V52H54L53 53V55L54 56H56L59 52L61 53L62 52V54H65L66 53V50L68 49V47H66L65 46V44L67 43V40L68 39H74V38H79V43H84L85 44V47H86V50H87V52H89V54H90V59H89V61L86 63V69H85V75H84V78H83V81L81 82V86H82V84H83V86L81 87V86H78V88H76V89H78V91H76L77 93L76 94H74L73 96H72V104H71V108H69V114L72 116L73 114H75L76 113V117L72 120L71 118H66V120L64 121L65 123H68V124H70V128H69V135H68V140H67V142L65 141V142H62L61 140H58V139H55V138H53V137H49V136H47L44 132H43V134H42V132L40 131V132H38V130L37 129H35V126H33L34 124H31V125H27V123H22L21 121H19V120H17L15 117H13V116H10L9 114L7 115V114H5L4 112H3V110H2V112H1V109H0V135L1 134H3V133H9L10 132V134H11V132L12 131H15V130H18V131H20L21 132V134H23V135H26V136H32L33 137V135L36 133H38V135H40V136H42L41 138L43 139V140H41V138L39 137V136H37V137H39L40 138V140L38 141V142H42V143H45L46 144V147H48V148H50V147H52V145L53 144H56V145H60V146H65L64 144H66L67 145V147H68V149H69V146L71 145V143L76 139V137H77V135H78V133H79V131H80V129L82 128V126H83V124H84V122H85V120L87 119V117H88V115L89 114H92L93 115V120H92V123L90 124V126H89V128H88V130H87V132H86V134H85V136H84V138H83V140H82V142H81V145H80V147H82V145L84 144V141H86V140H88L89 138H90V134L97 128V127H99V126H101L100 128H103L104 130H110V132L113 134V136H114V138L112 139V140H110L109 141V145H111V146H113V145H116V143H117V140H119V141H123V143H124V146H123V150L124 151H126L127 153L130 151V148H131V146H132V142H133V139H134V135H133V132H132V127H133V123L132 122H130L129 120H126V119H124V117L121 115V114H123L125 111H126V106H115L114 108H112V109H114V111H116V113L115 114H113V115H110V114H108V112H107V110H108V106H107V102H108V97H109V95H110V93H106V95L104 96V98H103V101L102 102H105V104H103V103H99V99H100V96H101V91H102V89H103V87H104V83H105V73H104V75H103V77L101 78V79H99V81H98V78H100L99 77V75H100V73H101V71H102V69L104 68V65H105V62H106V58H105V55H106V53H111V60L108 62V64H107V66L105 67V72H107L108 71V69L111 67V65L113 64V62L115 61V59L117 58V56L119 55V53H120V51H121V49L123 48V46H124V44L127 42V39H128V37L130 36V34H131V31H132V29H131V26H132V21L131 22H129L128 20H125V21H123L122 19L120 20V18H118V20H116V19H114L113 17H105V16H90V17H87V18H85V19H82V18H78V17H76V16H45V15H39V16H30V15H20V16ZM190 15V14H189ZM214 15V16H215ZM152 16H153V18L155 17V19L157 18V20H154V22L153 21H151L152 20ZM235 16H236V14H235ZM223 17V18H222ZM237 17H239V19H240V16H237ZM193 18V17H192ZM199 18H201L200 19V21H199ZM216 18V17H215ZM221 18V19H220ZM173 18H168V19H166V20H172ZM204 19V20H203ZM226 20L228 19V16L225 18ZM229 19V20H230ZM28 20H29V22H28ZM30 20H34L33 22H30ZM162 19H160V21H161ZM198 20V21H197ZM47 21H51V22H47ZM206 22V23H202V22ZM213 21H215V20H213ZM238 21V20H237ZM45 22H47V23H45ZM151 22H153V23H151ZM227 23L226 24H228L229 26H230V22L228 23V21H226ZM240 22H242L241 20H240ZM244 22H245V20H244ZM263 22V23H262ZM84 23V24H83ZM201 23V24H200ZM247 23V24H248ZM217 24V25H216ZM225 24V25H226ZM240 24H242V23H240ZM245 25H246V23H244ZM174 25H176L174 28H173V26ZM187 25V24H186ZM232 25V24H231ZM258 25V24H257ZM159 26H166V27H171V28H169V29H164V30H158V29H155L156 27H159ZM233 26V25H232ZM247 26V25H246ZM245 26V27H246ZM259 26V25H258ZM177 27V28H176ZM243 27V26H242ZM255 27V28H254ZM227 28V29H226ZM253 28H254V30L256 29V26H253ZM258 29H260V27H257ZM262 28H264V25L262 26ZM261 28V29H262ZM232 29V28H231ZM246 29V28H245ZM257 29V30H258ZM264 30V29H263ZM204 31H206V32H204ZM259 31H261V36L260 37H262V30H259ZM258 31V32H259ZM209 32H210V34H209ZM245 32V30L243 29V33ZM257 32V33H258ZM2 33V32H1ZM10 33H8V34H10ZM235 33H236V31H235ZM6 34H7V32H6ZM11 34H10V36H11ZM259 34L260 33H258V36H259ZM263 34H264V32H263ZM102 35V36H101ZM241 35V34H240ZM9 36V35H8ZM16 36V35H15ZM249 36V38H247ZM251 36V37H250ZM14 37V36H13ZM94 37H95V39H94ZM238 37H241V36H238ZM242 37H243V35H242ZM245 37V36H244ZM243 37V39L241 38L240 40H238V41H236V42H240V43H243V41L245 40V38ZM15 39L16 38H18L17 36L16 37H14ZM253 38V41H251V39ZM209 39L213 42L212 44H213V51L214 52H219V54H216V56H215V58H218V61H217V63H225L224 65H226V63H230L231 64V62H235V60H236V62H235V64L232 66V68H229V67H227L228 68V70L226 69L225 71H227L226 72V74L227 75H229L228 74V72H229V70H232V71H230L231 72V74H230V77L231 78H229V76H227L228 78V82L227 81H225L226 80V74H225V71L224 72H222V74H220L221 76H223V74H225V77H223V79H221V76H220V79H221V82H223L222 80H224L225 82H227L228 84L227 85H230V86H228V87H231L232 86V84H237V86H239L240 84L239 83H243L244 82V85H246V86H244L243 87V85H241L242 87L240 88V86H239V90H243V91H245L246 90V88H247V90L249 91L248 92V95H246V92L244 93L243 91H241L240 93H239V98H240V102H242L243 101V99H244V101H245V103H246V99L248 100V103H247V105H246V107L249 109V111H248V109H247V111L249 112V113H255V115H250L249 113V115L248 116H251L250 118L245 114V115H242V113L240 114V118H242V117H244V116H246V117H248V119H246V118H244L245 119V122H243L242 123V121L243 120H238L239 118H237V115L239 116V112H237V114L235 113V110H236V108L235 107H233V109H231V107L234 105L233 103V105H231V102H230V105H231V107H230V109L231 110H234V112L233 111H231L233 114H231L230 113V111H229V113H227V114H229V115H226L225 113H226V110L224 111L225 113L223 114V111H222V114H221V117L219 116V118H218V116L216 117L215 116V114H216V111H215V109H218L217 108V106H219L218 104H220L218 101H219V99H217V103H216V105H215V103H214V101L216 100H214V99H212L210 96H209V98H211V100H212V102L214 103V106H216V108H213V111L215 112H208L207 114L209 115H205L204 116V118L202 117V114H203V110L201 111V114H200V107H198V109L196 108V107H194V105H193V100H194V98L196 97V95H197V93L196 94H194V89L192 88V87H182V86H180V87H177L178 89H175L176 90V94H177V96H176V98L181 102V104H177V103H172L173 102V100H175V99H172V97H171V95H169V93H167L168 91L164 88V85H165V83L167 84V83H170V81H172V82H174L175 84H177V83H179V81H182L183 80V78H184V76L185 75H187V74H194V72H195V75H196V73H197V71H199L200 70V68H203V66L205 67L206 65H204L203 64V62H201V58L200 57H198L197 58V62L196 63H193V64H191V66H189V65H187L186 63H185V60L186 59H188L189 58V56L187 55V48L185 47V44L187 43V42H190V43H192V45H194V48H193V50H197V51H199V52H202L203 51V48L202 47H200L199 45L201 44V46H202V44L203 45H210V43H211V41H209ZM236 39V38H235ZM238 39V38H237ZM247 39H250L249 41L247 40ZM263 39H264V36H263ZM18 40V39H17ZM30 40H32L31 42H29ZM243 40V41H242ZM233 41V39L231 40V42ZM21 42V43H20ZM34 42H36V41H34ZM229 42V41H228ZM8 43V42H7ZM78 43V42H77ZM4 44H5V42H4ZM34 44V43H33ZM36 44V43H35ZM233 45H234V48H235V46L237 45V43H234V41H233V43H232ZM258 44H257V47H258ZM230 45H231V43H230ZM240 44H238V46H239ZM241 45H243V44H241ZM240 45V46H241ZM2 46H3V44H2ZM8 46V45H7ZM244 46V45H243ZM260 46V47H261ZM11 47V46H10ZM79 47V45H74V46H72L71 48H70V50H72V51H77V48ZM248 47V48H247ZM30 48V47H29ZM28 48V49H29ZM44 48V49H45ZM226 48V47H225ZM224 48V49H225ZM229 48H230V46H229ZM232 48V49H231ZM229 50H228V48L226 49L228 52H225V55L227 54L228 56H229V54L230 53H232V54H230V58H231V55H234V51L232 52V50H234L233 49V47H231ZM240 48V47H239ZM243 48V47H242ZM31 49H32V47H31ZM34 49V48H33ZM50 49V50H49ZM221 49V50H220ZM260 49H263V50H260ZM236 50V49H235ZM6 51H7V48H6ZM5 51V52H6ZM8 52V51H7ZM6 52V53H7ZM10 52V51H9ZM214 52H213V54H214ZM224 52H223V54H224ZM11 53V52H10ZM51 53V52H50ZM8 54V53H7ZM6 54V55H7ZM52 55V53H51V56H50V58H51V60L53 59V56ZM238 55H239V53H238ZM252 55V56H251ZM47 57V56H46ZM192 58V57H191ZM110 59V58H109ZM232 59V58H231ZM245 59V58H244ZM50 60V59H49ZM50 60V61H51ZM250 60L252 61V63L250 62ZM220 61V62H219ZM226 61V62H225ZM261 61V62H262ZM253 62H255V65L257 66H254V63ZM260 62V63H261ZM21 63V64H20ZM219 64L217 67H219V66H224L223 65V63L222 64ZM51 64V63H50ZM233 64V63H232ZM239 64H237V65H239ZM250 64H252L251 66H250V68H249V65ZM37 65V64H36ZM35 65V66H36ZM46 65H48L49 66V63H46ZM243 65H245V66H243ZM246 65H248V68L250 69H248L247 68V66ZM227 66V65H226ZM237 67V68H235V67ZM245 68H247V69H243L242 71H244V70H246L247 71V73L248 72H250L251 71V73L249 74V75H251L252 74V72L254 73L255 72V70H256V73H257V71L258 70H260V72L258 71V73H257V76L259 75V79H258V77H256V76H254V78L256 77L257 78V80L256 79H254V78H252L251 76L249 77V75H248V78H249V80H250V82H249V80H247L248 78H246L247 77V74L245 75V73L246 72H243L244 73V78H246L245 80H242L240 77H241V75H242V72H241V69L243 68V67ZM253 66L254 67H256L255 69H253ZM23 67V66H22ZM44 67H45V64H44ZM189 67L191 68V72L190 71H187V70H189ZM207 67H209V65L207 66ZM207 67H205V69L207 68ZM231 67V66H230ZM47 68V67H46ZM224 68V67H223ZM17 69H19L20 71H17ZM50 69V68H49ZM197 70V71H194L193 72V70ZM204 69V68H203ZM208 69V71H209V68H207ZM206 69V70H207ZM225 69V68H224ZM237 69V70H236ZM164 70H167V73L165 74V75H167L166 77L167 78H164L163 76V72H164ZM215 70L217 71L218 69L217 68H215ZM236 70V72H237V74H239V72H241V75H240V77H239V75L238 76H234L233 75V71H235ZM249 70V71H248ZM25 71V70H24ZM46 71V70H45ZM206 71L207 72V74H210L212 71ZM216 71H215V73H216ZM205 72V73H206ZM214 72V71H213ZM221 72V71H220ZM229 72V73H230ZM236 72H234V74L236 73ZM205 73H203L202 72V75L201 76H203V74H205ZM215 73H211V74H213V75H215L214 77H216V76H218L219 75V73L218 74H215ZM149 74V80H148V84L145 86V84H144V80H145V76L146 75H148ZM198 74H199V72L197 73V76H198ZM263 74H264V72H263ZM19 75V74H18ZM213 75L211 76V77H209V75H204L205 77H206V79H207V77H208V79L210 80V78H213ZM234 76V77H233ZM243 76V75H242ZM93 77H94V79H93ZM219 77V76H218ZM217 77V79H219ZM263 77V76H262ZM235 78H236V80H235ZM238 78L240 79V80H238ZM243 78V79H244ZM251 78L253 79V81L251 82ZM40 78H38V81H41V80H39ZM93 79V81H92V83H90V81ZM202 79V78H201ZM207 79V80H208ZM217 79H215L216 81H217ZM32 80H34V79H32ZM75 80V79H74ZM199 81H200V77H199V79H198ZM207 80H206V84L205 85H208L209 83H207ZM208 80V81H209ZM59 81H61L60 80V78H59ZM63 81V80H62ZM61 81V82H62ZM76 81V80H75ZM35 82V81H34ZM49 81H47V83H48ZM97 82H99V84L97 85V87L94 89L95 91H93V88H94V86H96L95 84L97 83ZM203 82V81H202ZM220 82V81H219ZM24 83V82H23ZM29 83V82H28ZM27 83V84H28ZM30 83H31V81H30ZM29 83V84H30ZM89 83H90V85H89ZM248 83V84H247ZM252 83V84H251ZM263 83H264V81H263ZM262 83V84H263ZM46 84V83H45ZM56 84H57V82H56ZM55 84V85H56ZM222 84V83H221ZM251 84V85H250ZM113 85L111 86V88L109 89L110 90V92H111V94H113L115 91H116V87L115 88H113L112 89V87H113ZM233 85V86H234ZM250 85V86H249ZM254 85V84H253ZM24 86V85H23ZM41 86H42V84H41ZM40 85L38 86V88L40 87L41 89H42V87H41ZM232 86V87H233ZM236 86V85H235ZM236 86V87H237ZM249 86V87H248ZM252 86V87H251ZM261 86V85H260ZM14 87V86H13ZM47 87V86H46ZM221 87H223V84L220 86V89L218 90V91H223V88H221ZM263 87V86H262ZM37 88V87H36ZM226 88V87H225ZM224 88V89H225ZM244 88H245V90H244ZM216 89H218V88H216ZM263 89V88H262ZM55 90H57V89H55ZM60 90V89H59ZM246 90V91H247ZM196 91V90H195ZM217 91V90H216ZM224 91H226V90H224ZM231 91H233V90H231ZM237 91H238V89H237ZM252 91V92H251ZM220 92V93H221ZM234 92H235V90H234ZM259 93V95H261V96H259V97H261V98H257V95H258V93ZM264 92V91H263ZM34 93H36V92H34ZM217 93H219V92H217ZM220 93H219V95H220ZM222 93H224V92H222ZM226 93L228 94L229 92H227L226 91ZM230 93H231V95L232 96H230ZM229 93V96H230V100L232 99V100H234L235 99V97L237 96V95H234V94H236V92L234 93V94H232L233 92H230ZM91 94H93V95H91ZM200 94L201 93H199L198 95L200 96ZM8 95V94H7ZM32 95V94H31ZM56 95H57V92H56ZM184 95V96H183ZM16 96H17V94H16ZM126 96V98H125V100L126 99H129L128 97ZM182 96H183V98H184V100H183V102L185 101V100H187V101H185L184 103H182ZM198 96V97H199ZM225 96H226V94H225ZM201 97H202V94H201ZM201 97H199V99L197 100V97H196V100H194V101H196V102H199V100H200V98ZM206 97H207V95H206ZM216 98V96H213V98ZM232 97H234V98H232ZM252 97V96H251ZM206 101H205V103L207 102V104H208V106L207 107H210L211 105H212V103L208 100L209 98H205V97H203ZM218 98V97H217ZM227 98H228V96H227ZM18 99V98H17ZM177 99L175 100V101H177ZM222 99V98H221ZM261 99V100H260ZM5 100V99H4ZM201 100H202V98H201ZM201 100H200V104H202L203 105V103H201ZM231 100V101H232ZM250 100H252V104H253V106H254V109H255V112H253L254 110H252V109H250L251 107H252V105H249L250 103H251V101ZM263 100H264V98H263ZM191 101V102H190ZM209 101V102H208ZM243 101V102H244ZM18 103H19V101H17ZM216 102V101H215ZM256 103V105H254ZM257 103H258V105H257ZM263 101H262V106H263ZM196 104V103H195ZM197 104H199V103H197ZM196 104V105H197ZM200 104L198 105V106H200ZM78 105V106H77ZM201 105V106H202ZM210 105V106H209ZM240 105H241V103H240ZM260 105V106H259ZM213 106V105H212ZM211 106V107H212ZM225 106V105H224ZM223 106V107H224ZM226 106H228V105H226ZM241 106H245V104L244 105H241ZM259 106V107H258ZM1 108L3 107V106H0ZM5 107V106H4ZM3 107V108H4ZM181 107V108H180ZM221 109H223L224 110V108L222 107V104H221ZM246 107H243V108H246ZM257 108V110H256V108ZM264 107V106H263ZM27 108V107H26ZM202 108H204V106H202ZM14 109V108H13ZM19 109H20V107H19ZM31 109V108H30ZM197 109V110H196ZM200 109V110H199ZM226 109H228V110H230L229 109V107H227ZM261 109H263V111H264V108H261ZM5 110V109H4ZM24 110V109H23ZM27 110H28V108H27ZM8 111V110H7ZM10 111V110H9ZM8 111V112H9ZM18 111V110H17ZM113 111V110H112ZM198 111H199V114L201 115V118H203V119H199L200 118V115L198 114ZM246 112V109L245 110H242V112ZM251 111V112H250ZM256 111H257V114H258V117H259V120H258V118H257V114H256ZM19 112H21V111H19ZM24 112H25V110H24ZM28 112V111H27ZM78 112V113H77ZM184 112V111H183ZM186 112V111H185ZM196 112H197V114H196ZM13 113V112H12ZM11 113V114H12ZM26 113V112H25ZM25 113H23L24 114V116L22 117V118H24L25 117ZM263 113V112H262ZM192 114H194L193 112H192ZM205 114V113H204ZM203 114V115H204ZM236 114V115H235ZM185 115V114H184ZM211 115H214V119H215V117L216 118H218V119H215L214 120V126L215 127H213L212 128V125H213V123H211V121H213V116L211 117ZM222 115H223V117H222ZM224 115H226V119L228 120L229 118H231V117H229V116H232L233 118H235L234 119V121H227L226 119H223V121L221 120L222 118H224ZM241 115H242V117H241ZM263 115H264V113H263ZM22 116V115H21ZM28 116V115H27ZM26 116V117H27ZM193 116V117H194ZM208 116V118H209V120H208V118H205V117H207ZM227 116H228V118H227ZM252 116H255L254 118H255V122H256V120H257V123L255 124V126H254V124H253V128H251V122H254V118H252ZM19 117V116H18ZM110 117V119L109 120H106V118H109ZM199 117V118H198ZM20 118V117H19ZM28 118V117H27ZM33 118H34V116H33ZM233 118H231V120H233ZM26 119V118H25ZM29 119V118H28ZM141 121L143 120V117H140L139 118ZM243 119V118H242ZM250 119V120H249ZM251 119H253V121L251 120ZM24 120V119H23ZM22 120V121H23ZM182 120V119H181ZM198 120V121H197ZM205 120H208V122L207 121H205ZM219 120H221V121H219ZM227 121V122H226ZM263 122V123H262ZM195 123V124H194ZM29 124V123H28ZM36 124V123H35ZM229 124V125H228ZM236 124L238 125V126H236ZM141 128H140V134H141V136H140V138L143 140V139H145L146 138V135H147V127H146V123L144 122V121H142L141 122ZM37 126V125H36ZM38 126H39V124H38ZM194 126H192L191 128H188V133H189V130H195V129H193L194 128ZM217 126V127H216ZM182 126H175V128L173 129L174 130V132L175 133H180V128H181ZM204 127H206V128H204ZM246 127H248V130L250 129V130H252V131H254V132H247V135H246V131H244L243 132V134L245 133V135H243L242 134V130L244 129V130H247V128ZM39 128V127H38ZM196 129L197 130V132H198V134H200V132L202 131V130H199V129ZM217 128V129H216ZM240 128H242V130H239ZM259 127H258V131H260L261 129H260ZM23 129H26V131H24ZM40 129V128H39ZM183 130V134H184V130H186L185 129V127H183L182 128ZM207 129H209V128H207ZM236 129V130H235ZM42 130V129H41ZM235 130V131H234ZM247 130V131H248ZM208 133L210 132V131H208V130H206ZM237 131V132H238ZM220 131L218 130V133H219ZM236 132V133H237ZM192 133V132H191ZM210 133H212V132H210ZM222 133V132H221ZM225 133H227V132H225ZM229 133H227V135L230 137V134ZM232 133V134H233ZM236 133L234 134V136L236 135ZM239 133H238V135L235 137V138H232L231 140L233 141V139H236V138H238L240 135H239ZM259 134H260V132H258ZM17 134V133H16ZM45 134V136H43ZM231 134V135H232ZM264 135V133H261V135ZM8 135V134H7ZM6 135V136H7ZM11 135H13V134H11ZM213 135V134H212ZM211 135V136H212ZM219 135H220V133H219ZM263 135L262 136H259V141H262L263 139H264V137H263ZM199 136V135H198ZM198 136H196V137H198ZM215 136V138H216V136L217 135H214ZM221 136V135H220ZM240 136V137H241ZM249 136H247V137H249ZM3 137V136H2ZM11 137V136H10ZM183 138H185V135H183L182 136ZM181 137V138H182ZM202 137V136H201ZM239 137V138H240ZM241 137V138H242ZM247 137H245L246 139H244V138H242L241 139V141L243 140H245V142L247 141ZM11 138H13L14 140L16 139V137H11ZM10 138V139H11ZM26 138V137H25ZM34 138V137H33ZM192 138V137H191ZM203 138V137H202ZM202 138H201V140H202ZM211 138H213V137H211ZM210 137H208V139L210 140L211 139ZM217 138H221V137H219V136H217ZM250 138V137H249ZM255 138V137H254ZM258 138V137H257ZM263 138V139H262ZM30 139V138H29ZM44 139L46 140V142H49V143H46L45 141H44ZM229 138H227V140H228ZM261 139V140H260ZM185 140H187V138H185ZM184 140V142H186ZM194 140V139H193ZM195 140H196V138H195ZM199 140H200V136H199ZM254 141V139L253 138H250V140H248L249 142L250 141ZM255 142H257V139L255 138ZM36 141V142H37ZM188 141H190V142H193L194 143V141H191L190 140V138H189V140ZM212 141H213V143H214V145L217 143H221V141H223L222 140V138L220 139V141L219 140H213V139H211L210 141H208L207 140V142L206 143H208V142H211L212 143ZM217 141V142H216ZM219 141V142H218ZM226 141V140H225ZM235 142H237V140H234ZM239 141V140H238ZM252 141V142H253ZM258 141V142H259ZM3 142V141H2ZM189 142V143H190ZM216 142V143H215ZM235 142H232V144L231 145H229V146H232L233 144L235 145L236 144V147L235 148H233V147H230L229 149H231L232 150V148L233 149H235V150H239L237 147L242 143H240V142H237V143H235ZM263 142H264V140H263ZM263 142L262 143H260L261 144V148L258 146V144L259 143H256V145L258 146H254L255 147V149L256 150H258L259 148V152L257 151V153H255L256 155L255 156H261V155H263V154H260V150H262V148L264 147H262V145H263ZM51 143V144H50ZM183 143V142H182ZM199 143V142H198ZM212 143V144H213ZM36 144V143H35ZM74 144V143H73ZM184 144V143H183ZM215 145L216 147H217V149L219 148V145L220 144H218V145ZM239 144V145H238ZM249 143H247L246 144V147H251L250 149L251 150H253L254 148H253V145L251 144H249ZM4 145V150L5 151H7V149L9 150V149H11V150H14L12 153H13V155L14 154H16V153H19V152H21V151H19V149L18 148H16V146H14V145H12V144H3ZM189 145H191V147L193 148V144H189ZM214 145H213V147L212 146H210V147H212V149H214ZM238 145V146H237ZM242 145L243 144H241L239 147H242ZM248 145V146H247ZM26 146V145H25ZM195 146V149L193 150L190 146H189V148L192 150V151H195L194 152V154H201V152H197L198 150H200L201 148V146H202V144H201V141H200V144H198V146L197 145H194ZM198 148H197V147ZM200 146V147H199ZM204 146V145H203ZM209 147V145L207 144L206 145V147ZM223 146H225V147H227V149H228V145L226 146L225 144L223 145L222 144V147ZM245 146V144L243 145V148H246V147H244ZM31 147V146H30ZM66 147V148H67ZM71 147V146H70ZM182 147H183V145H182ZM185 147V146H184ZM205 147V146H204ZM206 147H205V149H203V147H202V149H201V151H202V154L200 155L201 157L200 158H202V156H204V154L206 155V151H207V154H208V152L210 151V154L212 153L211 151V149L210 150H206ZM207 147V148H208ZM221 147V146H220ZM224 147V149H225V152L227 153V154H229L230 152H228V151H226L227 149ZM32 148V147H31ZM65 148V149H66ZM200 148V149H199ZM237 148V149H236ZM258 148V149H257ZM24 149V148H23ZM51 150H52V148H50ZM63 149V148H62ZM197 149V150H196ZM209 149V148H208ZM217 149H215V150H217ZM221 150H222V148H220ZM219 149V150H220ZM21 150V149H20ZM32 150V149H31ZM42 150H43V148H42ZM166 150H168V148H166ZM186 150V149H185ZM185 150H183L184 152H185ZM187 150H189V149H187ZM186 150V151H187ZM204 150H206V151H204ZM214 150V151H215ZM219 150L217 151L218 152V156L216 157V159H218L219 158V161H220V159H223L221 162H220V165L224 168V169H221L222 167H220V166H217L218 165V163H219V161H216V159H214V162H213V160H210V162L212 161V163L213 164H215V162H217L216 164V168H214L215 166L214 165H212L211 167L212 168H214L215 170H216V172L218 173H216L217 175H213L214 177H215V180L217 181V179H216V177L220 174H224V175H222L223 176V178L220 180V175L218 176L219 177V179H218V181H217V184H219V182L220 181H224L226 184H228L227 185V187L226 188H230L231 190H233L234 188L232 187V186H234L235 187V189L233 190V191H235L236 189H238V187L239 188H241V187H243L242 185H245L244 183H247V179H254V177H255V175L254 174H256V179H254V181L255 180H257V178L258 177H261V179L260 178H258V179H260L259 181H261L262 182V184L260 185V184H258V186H259V189H260V187L263 185V187H264V181H262V180H264V164L262 163V160H263V158H264V156H261L260 158H261V163L262 164H259L260 165V167L261 166H263V169L261 170L262 172H263V174H261V175H259V176H257L258 174L257 173H254V172H256L255 170L253 171L252 169H253V167H255V168H257L259 165L258 164H254L253 165V167L252 166H250L249 164H251V158L252 157H254V155L253 154H250V153H252V151L250 150V153H249V151L247 152V151H245V149H242V150H244V151H242L244 154H245V152H246V154L244 155L243 153V155H241V153L240 154H238V155H240V157H242V156H244V157H246L247 159H249L247 156L249 155V156H251V158H250V160H248V167L246 166V168L245 167H241V166H245V165H243V164H241V163H238V166H239V171H240V169L242 168H244L242 171H244L245 172V175H244V177L241 175V173H239V171L237 170V172L235 171L236 169H235V167H233L234 166V163L236 162V160L235 159H237V158H235L236 157V153L234 152H231L230 154H234L230 159H227L228 160V162H229V169H228V165L226 164L227 162H225L226 161V159H224L225 157H229V155H227L226 154V156H225V154H224V158H220L219 157V155L220 156H222V152H224V150H222V152H219ZM220 150V151H221ZM264 150V149H263ZM4 151V152H5ZM28 151H30V149L28 150ZM35 151V150H34ZM64 152L62 153V155H61V160L58 162L59 164H57V166H55V169H57L56 171H58L59 170V167H58V165H61V161L62 160H64V158L63 157H65V154H67V150H63ZM203 151L205 152V153H203ZM254 152H255V150H253ZM52 152V151H51ZM179 152H181V151H179ZM216 152V151H215ZM214 152V153H215ZM216 152V153H217ZM241 152V151H240ZM263 152V151H262ZM9 153V152H8ZM12 153H10V155L12 154ZM38 153V152H37ZM36 153V154H37ZM42 153H45V152H42ZM53 153V152H52ZM177 153V152H176ZM183 153V152H182ZM186 153V152H185ZM213 153V154H214ZM215 153V154H216ZM259 153V155H257ZM5 154L7 155V153L5 152ZM19 154H21V153H19ZM49 154H50V151H49ZM169 154V153H168ZM171 154V153H170ZM174 154V153H173ZM187 154V153H186ZM189 154H191V152L189 153ZM213 155V156H216V155ZM22 155H23V153H22ZM29 155V152H28V154H27V156ZM31 155V154H30ZM34 154H32L31 156H33ZM178 155H179V157H177V161L179 160V158L180 159H182L183 158V156L182 155H185V154H181V156H180V154L178 153ZM197 155V156H198ZM209 155V154H208ZM9 156V155H8ZM8 156H6V157H4V156H1L0 155V193H3L4 191H2V186H4L5 188H6V190H10V192H11V198L13 199V200H16V201H18V202H20V203H22V201H23V199H24V195H23V193H22V188L20 187V186H22V185H18L17 183H15L13 180H15V179H13L12 180V178H16L18 181L19 180H22V181H26V182H28V183H30V184H38L40 187H39V189H40V191H42L43 189H42V186L45 188L44 190H46L47 191V189H49V187L51 186V184H53V179L55 178V176H56V174H55V172L53 171V173L51 174V176L49 175V173H51V168H53L52 166H53V161L51 162V160H53V158L50 160V156L48 155L47 157L45 156L44 158L42 157V158H40L39 159V162H38V160L36 161V162H38L37 164H36V166L35 165H33V167H32V165H30L31 163H32V161H30L31 159H29V158H27V156H25V155H23V156H25V158H27V159H29V165L28 164H26V163H28L27 161H26V163L24 162L23 163V160H20L19 159V157L17 158V156H14L15 158H13V157H8ZM168 156V155H167ZM176 156V155H175ZM175 156H173L174 157V160H172L173 158H171V160L173 161V162H175L176 160H175ZM213 156H211L210 155V157H213ZM28 157H30V156H28ZM34 157H35V155H34ZM34 157H31V158H34ZM49 157V158H48ZM52 157H53V155H52ZM182 157V158H181ZM208 156L206 155V157H204V158H206V159H208V158H210V157H208ZM227 157V158H228ZM239 157V156H238ZM24 158V159H25ZM199 157H198V159H200ZM246 158H245V161H246ZM257 159H258V157H256ZM212 159V158H211ZM242 159V158H241ZM241 159H240V161H238V162H241ZM253 159V158H252ZM26 160V159H25ZM41 160V161H40ZM166 160H167V162H166ZM225 160V161H224ZM244 160V159H243ZM242 160V161H243ZM166 162L167 164L166 165H169V166H171L170 164H169V162H171L172 163V161H170V159H167L166 158V156H159V157H156V158H154L153 160H150L148 163H151V164H154V163H163V162ZM169 161V162H168ZM201 161H202V159H201ZM63 162V161H62ZM164 162V163H165ZM208 162V161H207ZM257 162L259 163V160H257ZM264 162V161H263ZM243 163H245V162H243ZM33 164V163H32ZM173 164H175V163H173ZM209 164H211V163H209ZM209 164L207 165V166H209ZM30 166L31 168H29V167H27V166ZM227 165V167H226V169H225V166ZM258 165V166H257ZM214 166V167H213ZM201 167H204V166H201ZM210 167V168H211ZM220 167V169H218V168ZM237 167V166H236ZM251 168V170H252V176L254 175V177H251V175L248 173L249 172V169L248 168ZM259 167V168H260ZM254 168V169H255ZM258 168V169H259ZM109 171L107 172V173H105V174H100V175H97L96 176V184L97 183H99L100 181H103V182H106V181H111L113 178H114V176L117 174V175H123V174H125L126 175V173L129 175L130 174V171H129V168H122V169H120V170H118V171H113V169H112V167L111 166H109ZM208 169V168H207ZM213 169V170H214ZM217 169L220 171V170H222V172H223V170H225L223 173H220V172H218L217 171ZM247 169V170H246ZM258 169H256V170H258ZM205 170V169H204ZM209 171H210V169H208ZM213 170H211L210 171V173H209V175L213 172ZM214 170V171H215ZM229 170V172H227L226 173V171H228ZM50 171V172H49ZM203 171V170H202ZM242 171H240V172H242ZM259 171H260V169H259ZM246 172H247V175H248V177H246ZM8 173L10 174V176L8 175ZM57 173V172H56ZM171 173V172H170ZM215 173V172H214ZM237 173V174H236ZM172 174V173H171ZM227 174V175H226ZM239 174H240V176H239ZM48 175H49V177H48ZM55 175V176H54ZM212 175V174H211ZM238 175V176H237ZM250 175V176H249ZM124 176V175H123ZM217 177V178H218ZM208 178V177H207ZM212 178V176H210V178L209 179H211ZM208 180V179H207ZM220 180V181H219ZM243 180H247V181H243ZM209 181V180H208ZM214 181V179L212 180L211 179V181L210 182H213ZM229 182V183H227V182ZM237 181H243V182H241L242 184H240V183H237L236 185H238L237 186V188H236V186H235V183L237 182ZM254 181H252L253 182V184H251V185H254V184H256V182H254ZM258 181V180H257ZM215 182V181H214ZM211 183L212 184V186H214L216 183ZM235 182V183H234ZM20 183V182H19ZM221 183V182H220ZM233 183V184H232ZM23 184V183H22ZM216 184V187H218L219 188V186ZM241 186H240V185ZM27 185V184H26ZM25 185V186H26ZM205 185V184H204ZM221 185H223V183H221ZM247 185V184H246ZM245 185V191L244 192H247L246 193V195H245V193H244V195L246 196H244L245 198H243V199H245L244 201H248V203H252V201H250V199H251V197L249 198L248 197V199H247V196H248V193H249V191H247V189L248 190H250V195L251 196H253V195H256V193H261V192H258L259 191V189H258V191L256 190V193H254L253 194V192H251L252 190V188H247V186ZM28 186V185H27ZM169 187V189L170 188H172V190L171 191H173V189H178V188H176L177 186H179V185H177V186H175V187H173L172 186V183H170V186H169V184L168 185H166L165 187ZM172 186V187H171ZM202 187H203V185H201ZM224 186H225V184H224ZM256 186V185H255ZM254 186V187H255ZM257 186V187H258ZM167 187V188H168ZM222 187V186H221ZM232 187V188H231ZM252 187V186H251ZM254 187H253V189H254ZM32 188V187H31ZM38 188V187H37ZM179 188H180V186H179ZM211 188H214V187H211ZM217 188V189H218ZM38 189V190H39ZM42 189V190H41ZM51 189V188H50ZM166 189V188H165ZM169 189H168V191H169ZM180 189H182V187L180 188ZM220 189V188H219ZM223 189V188H222ZM244 189V187L243 188H241V190H243ZM35 190H36V188H35ZM37 190V191H38ZM179 190V189H178ZM212 190V189H211ZM214 190H215V188H214ZM228 190V189H227ZM230 190V191H231ZM239 191H240V189H238ZM28 191V190H27ZM46 191H44V192H46ZM167 191V190H166ZM170 191V192H171ZM205 191V190H204ZM204 191H202V193L204 192ZM216 191V190H215ZM219 191V190H218ZM222 191H224V192H226L225 190H222ZM221 191V189H220V192H218L217 193V196L218 195H222V192ZM230 191L228 192L229 194H231L230 193ZM232 191V193L233 194H231L230 196L232 197H234V199L236 198V195L237 194H239V193H241V192H239V193H237L238 191L236 190V195H234L235 193ZM261 191V190H260ZM49 192V191H48ZM178 192V191H177ZM212 192V191H211ZM243 192V191H242ZM263 192V191H262ZM6 193V192H5ZM4 193V194H5ZM38 193V192H37ZM164 193H166L165 191H164ZM168 194H171L170 196H172V193H173V195H178L179 194V192L178 193H174V192H171V193H169V192H167ZM166 193V194H167ZM182 193V192H181ZM208 193H209V191H208ZM6 194H8V191H7V193ZM51 194V193H50ZM167 194V198H169L170 196ZM204 194V193H203ZM253 194V195H252ZM39 196H40V194H38ZM180 195V194H179ZM201 196H203L202 194H200ZM214 195V197H216L215 199L217 200V196H215L216 194L214 193L213 194ZM221 195L219 196L220 198H222L223 196L225 197V195H227V196H229L228 194H226L225 193V195H222V197H221ZM261 195V194H260ZM259 195V197H264V195L263 196H260ZM29 196V195H28ZM31 196V195H30ZM166 196V195H165ZM169 196V197H168ZM238 196V195H237ZM42 197V196H41ZM223 197V198H224ZM232 197V198H233ZM242 197V196H241ZM255 197H257V196H255ZM30 198V197H29ZM31 198H33V196L31 197ZM35 198H37V197H35ZM40 198V197H39ZM38 198V199H39ZM171 198V197H170ZM212 198H213V196H212ZM222 198V199H223ZM262 198H260L261 200H259V198H257L259 201H261V202H256L257 204L258 203H260L261 204V206H259V207H262V205H264V203H262L263 201H264V199H263V201H262ZM234 199H232L233 201H234ZM237 199H238V197H237ZM243 199H242V201H243ZM20 200H22V201H20ZM33 200V199H32ZM41 201H39L40 203H39V205L38 206H36V204L35 205H31V204H25L24 202L22 203V204H24V205H26L28 208H27V214H28V216H30L29 217V220H28V222H27V228H26V230H25V233H24V236H23V238H22V240H21V242H20V244H19V249L17 250V252H16V254H15V256L13 257V259H12V261L9 263V264H57V258H58V255H59V252L61 253V249H59V248H61L60 246L59 247H55V246H53V245H51V243H53V242H50L49 243V241L45 238V236H42L41 235V233H40V236H38L37 238H32L31 237V235H30V230H31V228L32 227H36V222H39V221H42V222H45V223H48V224H50V225H52V224H54L53 223V219H51L49 216H48V214L51 212V211H53L52 210V207H51V203L49 202V201H47L46 200V196H45V194H44V196L42 197V199H40ZM209 200H211V198L209 199ZM214 199H212V201H213ZM218 200H219V198H218ZM224 200H226V201H230V199H229V197H228V200L225 198ZM251 200H253L254 202H253V206H252V204H248V203H246V204H248V207L246 208L247 209V211H245V212H247V213H249L250 214V206H252V207H254L255 205H257L256 203H255V201L256 200H254L253 198L251 199ZM175 202H177L178 200H174ZM246 201V202H247ZM31 202V201H30ZM173 202V201H172ZM175 202H173V203H175ZM179 202V201H178ZM177 202V203H178ZM207 202H208V200H207ZM214 202V201H213ZM212 202V203H213ZM218 202V201H217ZM217 202H215V203H217ZM220 202H221V204H219L218 206L219 207H217V209L215 210L214 208H215V206H214V203H213V205H212V203H210L209 205V208H210V210L212 211V213H208L210 216H212L211 214H213V215H215L214 213H213V210L212 209H214L215 210V213L217 214V216H219V217H222L223 218V220L225 221V222H227V224L226 223H224V224H226V227H228V229H230L227 233V235H226V232L224 233V230L225 231H227V228L224 226V224H222V221L221 222H215V224H213L214 225V229H213V231L215 232V230H219L220 228H222V227H225V228H222V232L220 231V232H218V231H216V234L218 235V236H220V237H217L216 238V234L214 235L215 237L214 238H216V243L215 244H217L218 246H219V244H220V240H222L223 241V237L226 239V241H224V243H223V245L225 246H223L222 244V248H220V249H218L217 248V245L216 246H214V248H215V250H216V252L218 251V250H220L221 252H223V251H228V250H230V251H228V255L227 256H229L230 254V252H231V246H234V245H239V246H241V247H243V248H240L239 249V252L237 253V254H235V255H231V256H229L228 258H226L227 256L226 255H224V262L225 263H222V264H264V251L263 250H259L258 248H259V245H261L259 242V240L261 239V242L264 240V210H263V208L262 209H260V211H258L259 212V214H260V216H259V218L257 217L259 214H257L258 212L257 211H255V213H252V214H254V216L256 215V217H257V222L258 223H260V224H258V226H256V227H252V229L253 228H257L255 231L256 232H254L255 234H251V233H248V232H245V234L243 233V234H238V233H234L233 231H232V229L234 228V226H235V224H236V217L235 216H237L239 213H240V210H242L241 208L242 207H240V210H238V214L236 213V212H232V210L230 211V210H228V208L230 207V209L232 208V206H233V204L232 205H230V206H226L225 204L227 203H225L224 205L222 204V202L224 203L225 201H222V200H220ZM232 202V201H231ZM236 202V201H235ZM241 201L239 200V203H240ZM33 203H34V200H33ZM132 203H133V200H132ZM135 203V202H134ZM168 203H169V200H168ZM176 203V204H177ZM219 203V202H218ZM217 203V204H218ZM234 203V202H233ZM244 203V202H243ZM242 203V204H243ZM178 204H181V202L180 203H178ZM227 204H229V203H227ZM255 204V205H254ZM132 205V204H131ZM134 205V204H133ZM172 204H171V202H170V206H171ZM213 207H212V206ZM240 205V204H239ZM250 205V206H249ZM174 206H176V205H174ZM178 206V205H177ZM168 207H169V205H168ZM172 207V206H171ZM171 207H169V208H171ZM183 206L181 205V207H179V211H178V207H174L177 211H175V210H169L170 211V213L171 212H173L174 213V211L175 212H181L180 211V209H182V212H183V210L185 211V209H183L182 208ZM227 207V208H226ZM168 208V209H169ZM173 207H172V209H174ZM204 207H202V209H203ZM233 208H234V206H233ZM232 208V209H233ZM257 208H258V206H257ZM256 208V209H257ZM252 210H253V212H254V210H256V209H253V208H251ZM259 209V208H258ZM110 211L111 209H106V211ZM199 210V209H198ZM203 210H205V209H203ZM201 211V210H199L200 212H204V211ZM208 210V208L205 210V211H207ZM249 210V211H248ZM251 210V211H252ZM263 210V211H262ZM107 211V212H108ZM34 212H36V213H34ZM110 212H112V211H110ZM114 212L116 213V211L114 210ZM123 212V211H122ZM208 212V211H207ZM102 213H104L105 214V211L103 210V212ZM109 213V212H108ZM113 213V212H112ZM111 213V214H112ZM118 213H120V212H118ZM176 213V214H177ZM234 213H236L235 214V216H234ZM242 214H244L243 213V211L241 212ZM247 213H245V216L244 217H242L241 218V223H242V221H245L243 224L245 225V224H247L248 226H253V225H257V224H255V219H256V217H255V219L253 220L254 222L250 225V223H248L247 221L249 220L250 221V219H248V217L250 216L249 214H248V216H246V214ZM121 214V213H120ZM124 213H122V216H124L123 215ZM181 214V213H180ZM202 214V213H201ZM207 213H205V215H206ZM241 214V215H242ZM100 215V214H99ZM102 215V214H101ZM108 215H110V214H108ZM114 215V214H113ZM204 215V214H203ZM209 215H207V217L209 216ZM104 216V215H103ZM103 216H101V217H103ZM112 216V215H111ZM119 217L118 218H120V215H118ZM178 216H182V214L181 215H178ZM216 216V217H217ZM239 216V215H238ZM96 217V216H95ZM100 216L98 217V219L99 218H101ZM105 217H106V214H105ZM151 217V216H150ZM174 217H176V216H174ZM202 217V219H203V216L201 215L200 216V218ZM253 217V216H252ZM124 218V217H123ZM197 218H199V215H198V217ZM200 218H199V220L198 221H201V223L203 224V222L202 221H204V220H200ZM209 218L210 217H208V221H209ZM104 219V218H103ZM105 219H107V218H105ZM109 219V218H108ZM121 219H122V217H121ZM149 219V218H148ZM164 219H167V218H164ZM175 219V218H174ZM179 219H181V218H179ZM194 219H196V217L194 218ZM205 219H207V218H205ZM213 219V218H212ZM226 219V220H225ZM124 220H125V218H124ZM128 220V219H127ZM127 220L126 221H124V222H126V223H128L127 222ZM168 221H170L169 219H167ZM215 220V219H214ZM222 220V219H221ZM101 221H102V218H101ZM105 221V220H104ZM107 221V220H106ZM171 221H173V220H171ZM192 221V220H191ZM197 221V220H196ZM211 221V220H210ZM219 221V220H218ZM121 222V221H120ZM204 222H207V221H204ZM109 223H111V222H109ZM122 223V222H121ZM173 223V225L175 224V221H173L172 222ZM187 223V222H186ZM185 223V224H186ZM189 223V222H188ZM192 224H193V222H191ZM208 223H210V222H208ZM240 223V222H239ZM239 223H237L236 225H238ZM116 224H118V225H120L119 223H116ZM167 224V223H166ZM169 224H171L170 222H169ZM153 225V224H152ZM168 225V224H167ZM173 225H171V227H175V226H173ZM194 225V224H193ZM197 225H200V223L199 224H197ZM242 225V224H241ZM240 225V226H241ZM243 225V226H244ZM260 225V226H259ZM57 226V225H56ZM114 226V225H113ZM150 226V225H149ZM166 226V225H165ZM186 226V225H185ZM191 226V225H190ZM189 226V227H190ZM50 227H52V226H50ZM109 226H107V228H108ZM155 227H156V225H155ZM171 227H169V229L171 228ZM189 227H187V228H189ZM200 227V229L202 228V226L200 225L199 226ZM236 227V226H235ZM239 227V226H238ZM247 227V226H246ZM116 228V227H115ZM125 228H126V226H125ZM213 228V227H212ZM237 228V227H236ZM35 229V228H34ZM52 229H54V227L52 228ZM164 229H165V227H164ZM168 229V230H169ZM199 229V231H201ZM238 229V228H237ZM252 229H249V231L250 230H252ZM111 230V229H110ZM109 230V231H110ZM156 229H153L152 230V232H154ZM176 230V229H175ZM205 230V229H204ZM221 230V229H220ZM248 230V228H246V231ZM254 230H252V232L254 231ZM33 231V230H32ZM31 231V232H32ZM37 231V228H36V230L34 231V234H36L35 232ZM42 231V230H41ZM239 231V230H238ZM47 231H45V233H46ZM54 232V231H53ZM112 232V231H111ZM155 232H158V231H155ZM159 232H160V230H159ZM196 232V231H195ZM195 232H193V233H195ZM198 232V231H197ZM201 232H205V231H201ZM236 232V231H235ZM251 232V231H250ZM128 233V232H127ZM175 233H178V231L176 232L175 231ZM209 233V232H208ZM212 233V232H211ZM107 234H108V231H107ZM106 234V235H107ZM110 234V233H109ZM152 234V233H151ZM154 234V233H153ZM161 234H162V232H161ZM165 234V233H164ZM188 234V233H187ZM204 234H206V233H204ZM204 234H201V233H199V234H195V235H197V238H198V235L200 236L199 238H202V235H204ZM213 234V233H212ZM211 234V235H212ZM44 235V234H43ZM116 235V234H115ZM128 235H130V234H127V236ZM189 236H190V234H188ZM192 235H194V234H192ZM192 235H191V238H192ZM210 235V234H209ZM210 235V237L209 236H207V235H205V236H203V238L205 237L206 238V236L207 237H209V241H210V238L212 237ZM255 235H256V239L258 238V240H256L255 242H258V243H256V244H250L249 245V243H251L250 242V240L252 239V238H254L255 237ZM49 236V235H48ZM54 236V235H53ZM109 236V235H108ZM113 235H111V237H112ZM126 236V235H125ZM153 236V235H152ZM163 236V235H162ZM254 236V237H253ZM34 237V236H33ZM110 237V238H111ZM130 237V236H129ZM251 237V239H249ZM48 238H50V237H48ZM52 238V237H51ZM54 238V237H53ZM115 238V241L117 240L116 239V237H114ZM138 238V237H137ZM143 238H145V237H143ZM190 238V237H189ZM193 238H195V240H194V242H196L197 240H199V243H201V244H208V243H210V242H208V241H206L205 240V238L204 239H196V237L195 236H193ZM192 238V239H193ZM213 237L211 238V239H214ZM263 238V239H262ZM55 239H57V238H55ZM106 239V238H105ZM109 239V238H108ZM142 239V238H141ZM191 239V240H192ZM207 239V238H206ZM53 240V239H52ZM110 240H112V238L110 239ZM109 240V241H110ZM126 240V239H125ZM137 241L139 240V239H136ZM135 240V241H136ZM142 240H144V239H142ZM141 240V241H142ZM145 240H147V239H145ZM182 240V239H181ZM186 240V239H185ZM184 240V241H185ZM190 239H188V240H186V241H189ZM190 240V241H191ZM201 240V241H200ZM105 241H107V240H105ZM104 241V242H105ZM127 241V243H129L128 242V240H126ZM126 241H124L123 240V242L125 243ZM153 241V240H152ZM151 241V242H152ZM158 241V240H157ZM185 241V242H186ZM206 242V243H204V242ZM213 241V240H212ZM55 242V241H54ZM118 241H116L115 243L117 244V246L119 245L118 243H121L120 241L117 243ZM143 242V241H142ZM148 242H150V241H148ZM150 242V243H151ZM192 242V241H191ZM194 242H192V243H194ZM208 242V243H207ZM219 242V243H218ZM254 242V243H255ZM111 243V242H110ZM112 243H114V241L112 242ZM126 243V244H127ZM141 243V242H140ZM145 243H147V241H145ZM152 243H155V242H152ZM157 243V242H156ZM159 243H161V242H159ZM173 242H171L170 244H172ZM190 243V242H189ZM262 243H264V242H262ZM103 244V243H102ZM122 244V243H121ZM120 244V246H121V248L122 249H124V247L123 246H125L126 244H122L121 245ZM130 244H134V243H131L130 242ZM185 244V243H184ZM195 244V243H194ZM257 244H258V247H256L257 246ZM54 245H57L56 243H54ZM107 245V244H106ZM105 245V243H104V246H106ZM115 245V244H114ZM186 245V244H185ZM208 245H212V243L211 244H208ZM101 246V245H100ZM103 246V245H102ZM107 246H109V245H107ZM115 247V250L118 248V247ZM119 246V247H120ZM180 246V245H179ZM195 246H197V244H195ZM202 246V245H201ZM170 247V246H169ZM203 247V248H202ZM201 248L203 249V250H207V249H209V250H207V252H208V254H207V252H206V254L207 255H209L211 252H210V248H208V246L207 245H204V246H202ZM204 247H205V249H204ZM101 248V247H100ZM107 248V247H106ZM111 248V247H110ZM120 248V249H121ZM170 248H172V246L170 247ZM174 248V247H173ZM183 248H185V247H183ZM198 248H200L199 246H198ZM200 248V249H201ZM217 248V249H216ZM94 249V248H93ZM95 249H97V246H96V248ZM119 249V248H118ZM162 249V248H161ZM160 249V250H161ZM167 249L169 250V248L167 247ZM178 248H176V250H177ZM180 249V248H179ZM178 249V250H179ZM187 249H189V248H186L185 250H187ZM196 249V248H195ZM202 249H201V252H202ZM104 250V249H103ZM111 250V249H110ZM128 250V249H127ZM175 250V249H174ZM184 250V251H185ZM192 251H193V248L191 249ZM191 250L190 251H188L191 255H193V252H191ZM199 250V249H198ZM205 250V251H206ZM212 250V249H211ZM215 250H214V253H215ZM97 251V250H96ZM102 251V250H101ZM107 251H109V250H107ZM121 251V250H120ZM120 251H119V253H118V251H116V253L113 251V254H119L118 256L116 255V256H114V257H117V258H119V256L122 258L123 257V255L121 256V254L122 253H120ZM124 251L126 252V250H123L122 252H123V254H124ZM170 251V250H169ZM171 251H173L172 249H171ZM170 251V252H171ZM183 251V252H184ZM195 251H197V249L195 250ZM95 252V251H94ZM105 252V251H104ZM98 253V254H96V256H97V258L99 259V261H100V264H117V263H119L120 264V262H122V261H120L119 259H116V258H114L113 256V258H114V260L116 259L118 262H114V260H108V258H106V254L107 253ZM111 253V255H112V251H110ZM198 252H200V251H197V253ZM201 252H200V254H201ZM68 253H69V251H68ZM174 253V252H173ZM195 254V252H194V257H196L197 255H199V253L198 254ZM128 254V253H127ZM130 254H131V252H130ZM129 254V255H130ZM157 254V253H156ZM155 254V255H156ZM202 254H203V252H202ZM205 254V253H204ZM202 255V257H203V259H205L206 258V260H209L208 259V257H210V263H208V264H219V262L218 261H214L215 259H218L219 257H217V256H219V254L218 253H216L215 254V258L213 257V255H212V257L211 256H207L206 254L205 255ZM18 255H19V257H18ZM132 255V254H131ZM144 255V254H143ZM141 256V257H144V256H146V255H144V256ZM176 255H178V254H176ZM176 255H175V257H176ZM181 254H179V256H180ZM186 255H188V253L187 252H185V256ZM66 256V255H65ZM108 256V255H107ZM173 256H174V254H173ZM182 256H183V254H182ZM181 256V257H182ZM189 256L190 255H188V256H186V258L188 257L189 258ZM204 256H205V258H204ZM226 256V257H225ZM162 257H164V256H162ZM69 258H70V256H69ZM120 258V259H121ZM125 258V257H124ZM123 258V259H124ZM127 258V257H126ZM147 258V257H146ZM171 258V257H170ZM178 258V257H177ZM185 259V260H187V262H185V264L187 263V264H190L188 261H197V259H201L200 257H198L197 259L196 258H193L194 260H191V258H192V256H190V258L189 259ZM150 259H151V257H150ZM172 263H171V260H170V262L168 261V263H171V264H178V263H180V261L183 263L185 260L183 259V260H181V258H180V261L177 263H175V261L177 260L178 261V259H174L173 257H172ZM203 259H201L202 261H201V264H205V263H202V262H208V261H206V260H204L203 261ZM212 259V260H211ZM214 259V260H213ZM122 260V259H121ZM147 260V259H146ZM219 260V259H218ZM125 261L127 262L128 260L127 259H125V260H123V262H124V264H125ZM130 261H131V259H130ZM133 261V260H132ZM136 261V260H135ZM135 261H133V262H135ZM166 261V260H165ZM199 261V260H198ZM198 261H197V263H198ZM133 262H129V263H127V264H131V263H133ZM145 262V261H144ZM162 262H163V260H162ZM200 262V261H199ZM218 262V263H217ZM147 264H149V262H146ZM146 263H144V264H146ZM168 263H166V262H163V264H168ZM182 263H180V264H182ZM121 264H123V263H121ZM156 264H160V260H159V262L158 263H156ZM162 264V263H161ZM192 264H194V262L192 263ZM195 264H196V262H195ZM200 264V263H199ZM221 264V263H220Z\"/></svg>",
  "mask_w": 264,
  "mask_h": 264
},
{
  "label": "built area",
  "instance_id": "3",
  "mask_svg": "<svg viewBox=\"0 0 264 264\" xmlns=\"http://www.w3.org/2000/svg\"><path fill=\"white\" fill-rule=\"evenodd\" d=\"M27 208L0 193V264H9L19 249L30 217Z\"/></svg>",
  "mask_w": 264,
  "mask_h": 264
},
{
  "label": "clouds",
  "instance_id": "4",
  "mask_svg": "<svg viewBox=\"0 0 264 264\" xmlns=\"http://www.w3.org/2000/svg\"><path fill=\"white\" fill-rule=\"evenodd\" d=\"M22 7H23V9H26V8H30V7H32V5H29V4H25V3H24V4L22 5Z\"/></svg>",
  "mask_w": 264,
  "mask_h": 264
}]
</instances>
